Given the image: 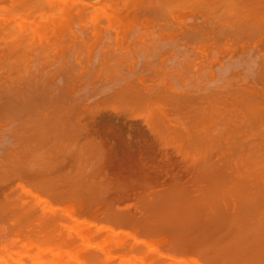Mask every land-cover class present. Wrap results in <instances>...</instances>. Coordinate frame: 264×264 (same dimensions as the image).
<instances>
[{
	"label": "rangeland",
	"instance_id": "374dc122",
	"mask_svg": "<svg viewBox=\"0 0 264 264\" xmlns=\"http://www.w3.org/2000/svg\"><path fill=\"white\" fill-rule=\"evenodd\" d=\"M10 1H13V0H0V91H1V93H0V112H1L0 118L3 116L6 117V118L0 119V165H2V166H0V175H1L0 178L1 179L4 178L3 181L0 179V200L3 203L4 202L7 203V201L11 202V200H13V202L15 200H18V201L14 202L13 204H6L5 205V203H4L3 205H0V207H2V206H3V208L8 207V209L10 207H13L14 209L16 208L17 210H20L19 211V213H20L21 211L27 210L26 208L29 207L30 204L34 203V204H36V205H34V207H32L33 208L32 209L33 214L36 210L34 217H36V213H40V216H41V215H44L46 213L45 211H48L51 214L50 217H49V214L45 215L46 217H49L48 219H50V220H51V218L55 219L54 217H56V218L60 217L61 218V216L63 218L65 217L64 220L67 218L66 219L67 222H70V223H67L66 220L65 221L62 220L61 222H65V224H67V226H68V224H71V223L76 224V221L74 220V216H76L75 218L77 220H79L80 222L75 227L77 228V226L81 225L82 230H84V231H86V229L88 228L90 236H89L88 231H86L87 232L86 233L87 238L85 239V241L83 239V242H86V243L88 241H89V243L92 242L90 244L87 243L91 246H89L87 244H82L83 243L82 239H81V242H79L80 238L79 237L76 238L75 233H71L72 231L70 229H72V228H70V229L67 228V229H69V230H67L66 228H64L65 225L63 226L64 223L58 222V227H60V228L63 227L65 230L63 232V233H65L63 235L64 237H62L63 233L62 234L60 233L61 234L60 236L63 239L66 238L65 239L66 241H67V239H72V241L69 240V242H72L73 244L75 242V244L77 243L79 246L81 245L79 249H78V247H79L78 245H77V248L74 246L75 244L73 246L76 249H78L77 251L80 250L79 253L82 257L85 255L83 257L84 259H85V257H87L86 254L88 253V257H91V258L87 257L88 260H92L93 257H96L98 255H100L101 257L102 256L104 257V255L107 254V255H110V257H111V258L109 257V263L108 264H111L110 261L112 262V260H113V262H112L113 264H126L122 260L123 257L125 256L124 253H125L126 248H127L126 251H129L130 249L131 250L133 249V247H134L133 245L139 244L138 246L136 245L137 247L136 246L134 247V249L136 248L138 250L139 249L141 250V251L137 250L138 252H146L147 251V254L150 253V255H151L152 252L155 253V250H156L160 253H163L166 255L168 254L170 256H172L174 254V256H172V257H175L176 255L180 254L179 256L183 255L184 260H187V258L189 259L188 256L191 257V255H192L195 257L196 261L199 258L198 262H200L201 264H204V263L205 264L206 263L207 264H209V263L210 264H222L223 259H225L227 262L231 261L234 264H243L242 261L245 263V261L247 262L248 258L249 259L251 258L250 260H252L250 262H247L248 264L260 263L258 260H257V262H255L256 259H254V257L256 258L258 255H260L259 252L260 253L262 252V251H259L262 248V247L259 248V244H262V242H264V240H262V241L258 240L261 243H258L256 241L251 242L252 238L254 237V236L251 237L252 236L251 234H253L254 231L252 229V232L249 234V232H245V230L249 231L251 226H252V228H254L253 225L257 229V227L259 226V225L257 226V221H258V219H260L262 217V215H264V211H263V209H264V199L263 198L264 197L262 198L260 196L264 193V186L263 187L261 186L262 184H264V182H263L264 180H262L263 183H261V179L256 177V175L254 173H256L258 175L257 171L253 172L254 175H252V173H251L252 170L249 168H247V170L244 169V171H243L242 168L245 167V165H243L245 163V160L243 158H242L243 160H241L240 158L242 157L241 154L245 155V153H243L242 151H239L238 152L239 154L237 155L236 151L239 147H240L239 148V150H240L241 145H243V143L246 144V142L248 140H250V143L248 141L247 145H250V144L254 145L253 142L255 143L257 140L259 141V139H261V141L264 142V139H263L264 138V133H263L264 132V123H263L264 117L262 119L263 121L260 120L261 117H258L264 111V108H262V106L259 105V104L264 105V103H262V102L259 103V101L264 100V79H263L264 76L261 75L259 77L258 75H256L254 73V72L258 71L257 69H259L260 63H258V62H260L261 60L264 59V57H263L264 56V0H257V1L252 0L251 2H248L249 0H243V1H247V2H243L241 0H239L240 2L238 0H224V1L221 0V2H219V1L214 0L215 4L217 2V4L215 6L212 3L213 0L212 1L211 0H205V1L199 0L200 2L201 1L205 2L206 5H207V3L208 4L210 3L211 5L213 4L212 8H214L215 10H213L211 8V5H209L207 9L205 8L207 6L202 7L204 5V3L202 6H199L201 4L200 3L198 4L197 0H190V2L193 1V3H192L193 5H190L191 3L189 4L186 2V0H183V3H185V2L187 3V4L186 3L183 4L184 7L182 6V4H179V3L178 4L182 7H180V6L175 7L177 5V1H176V5L174 4L175 0H172L174 3L171 0H169V1L164 0L166 2V4L163 0H101L102 2L100 1V3L96 0H94V1L93 0H83L84 3H86V6L82 0H74V1L73 0H70V1L69 0H65V1L63 0L64 3H62V0H56V1L51 0V2L54 1L53 5L51 4V2L49 3L50 0L46 1V2H48L47 4L44 2V0H42L43 2H41L39 5H30V7H29V5H27L29 9H31V6L34 7L33 11H32V9L31 10L26 9L25 7H23L25 10L24 9L22 10V5L26 6V4L25 5L20 4L21 2L19 3L18 0L17 1L14 0L13 1L14 4H13V2L11 3ZM87 1L91 2L92 6L94 5V7L96 5H99L102 3V5H99L101 7L100 8L101 10L97 6H96L97 10H95L94 7H92L89 3H87ZM103 1H105V2H103ZM158 1L160 2V4L158 3ZM233 1H234L235 5H237L236 6L237 9H236V7H233L234 5L232 6L233 8L231 7V3ZM92 2H95V3H92ZM168 2L169 3L171 2L173 5L167 4ZM178 2H182V0H178ZM222 2L223 3L229 2L228 6L226 5L224 7L225 3L223 4ZM241 2H243V3L240 4ZM55 3H56V7H60V9L55 7V5H54ZM194 3H195V5H194ZM245 3L247 6H245ZM8 4L9 5L13 4V5L9 6ZM18 4H20V5H18ZM60 4H62V5L60 6ZM196 4L200 8L197 7ZM221 4L223 7L220 6ZM161 5L164 6L163 7L164 11L162 10ZM41 6H43V7L41 8ZM62 6H64L63 9H62ZM218 6H220V7H218ZM230 7L232 8V10ZM253 7L255 8V10L257 9V12L254 11ZM165 8H168V10ZM240 8L241 9L244 8L243 11L238 10ZM258 8H260V9H258ZM26 10H28V12ZM55 10H57V11H55ZM252 10L254 13L251 12ZM261 11H262V13H261ZM26 12H27V14H26ZM236 12L238 15H236L235 19L236 20L240 19L239 17L241 16L240 22H243V21L245 22V20H247L245 22L246 25L244 24V22H243V24L240 23L239 20H237V24H233L234 23L233 22L234 16H235ZM241 12H242V14H241ZM258 12H260L261 14ZM223 13H226V14H223ZM251 13H252V15H250ZM257 13H258V15H257ZM66 14H68V16L72 15L69 18L67 17L69 20H67ZM165 14H166V16H165ZM230 14H232V15H230ZM225 15H228L229 17L225 16ZM243 15H244V17H243ZM249 15H250V17L254 16L253 20L255 17L258 18L257 19L258 21L257 20L253 21L249 17ZM7 16H8V18H6ZM225 17H226V19H225ZM227 17L231 18V20L228 19ZM248 17H249L250 21L253 23H251V24L247 23V22H250L248 20ZM20 18H21V21L19 20ZM71 18L73 20H71ZM245 18H247V19H245ZM64 19H66V20H64ZM165 19H166V21H165ZM84 20H86V21H84ZM6 21H7V23L9 22L10 24L9 23L7 24ZM16 21H18L17 24L14 23ZM64 21H67V22L64 23ZM230 22H232V23H230ZM36 23H37V27H36ZM4 24H7L8 26H5ZM33 24H34V26H33ZM232 24H233V26L230 27V25H232ZM247 24L248 25L250 24V25L248 26ZM256 24H257V26H256ZM238 25H240L241 27L239 26L237 28ZM251 25H253V26H251ZM224 26H228L230 29L228 27H224ZM86 27H88V28L86 29ZM71 28L73 30H71ZM248 28L249 29L252 28V29H250V32H247V31H249ZM255 28L257 30H255ZM58 29H60L59 32H58ZM83 29H84V31H83ZM236 29L237 30L239 29V31H241V32L236 31ZM63 30H65V31H63ZM242 30H245V31L242 32ZM39 31H43V33L46 35L43 34V36L40 37L42 35V33ZM189 31H191V32H189ZM14 32H15V34H18V35H15ZM24 32L26 34L23 35ZM82 32H84V33H82ZM97 32L99 33V35L98 34L96 35ZM31 34H32V36H31ZM39 34H40V36H39ZM190 35H191V37L192 36L194 37V40L190 37ZM24 36H25V38H24ZM38 36H39V38H38ZM95 36H97V38H95ZM89 37H91L92 39L94 37L93 40L95 42L92 41L91 38H89ZM21 39L23 41H21ZM85 39H86V41H85ZM165 41H167V42H165ZM91 43L93 44L92 46L90 45ZM109 50L111 51V53ZM23 51H25L27 53L26 54L24 52L25 55H27L26 57L24 55V57H25L24 60L22 58L23 57ZM18 54H19V56H18ZM20 55H22L21 58H20ZM105 57H106V59H105ZM69 61L72 63H69ZM66 62L69 65L68 66L66 64V66H68L69 68L66 67L65 65H63V63L65 64ZM102 62H105L107 64L104 65L105 63L102 64ZM108 65H110V66H108ZM103 66H106L107 70L105 69V67L103 68ZM28 67H29V70H28ZM65 67L68 68V71H66ZM75 67H77V69ZM18 68H20V69H18ZM30 69H31V71H30ZM63 69H65V70H63ZM65 72H68V74L67 73L66 74H67V76H70V78H71V79L69 78V80H68L69 83L67 81L68 77H66ZM258 72H256V73L260 74ZM25 73L27 75H29L27 80H25L27 78L26 77L27 75H25ZM22 75H23V77L25 76V79H23V77H21ZM30 75L31 76L34 75V76L31 77ZM38 75H40V76H38ZM62 75H64L65 77ZM16 76H18L19 79H17ZM42 76H43V78H42ZM16 80L23 82V83L17 82ZM24 80L27 82H25ZM48 80L50 81L49 84L47 83ZM254 80H256V81H254ZM29 81H31V82H29ZM133 81H134V83H133ZM257 81H259V82H257ZM65 82L68 83L69 85H67ZM127 83H129V85ZM66 85H67V88H69V89L65 88ZM130 85H132V86H130ZM133 85H135V86H133ZM54 86L56 88H54ZM28 87L31 88V89L29 88L31 91L28 89ZM234 87H235V89H233ZM10 88H12L14 90H12ZM51 88H53V89H51ZM53 90H54V92H52ZM67 90H69V91H67ZM232 90H235V91H233V93H235V94L230 92ZM243 90H244V92H243ZM2 91H3V93H2ZM10 91H11V93H15V91H16V93L18 92V95H21L19 93L20 91H22V92L24 91L23 95L25 97L20 96V99L24 100L22 102H25V106H24V103H22V102L20 103L17 100H14V101H17V102H14L13 98L16 97L15 99H17L18 95L15 96V94H16L15 93V94H12V96L14 95V97H12ZM27 91L31 92V94H29ZM239 91H240V93L242 92L241 94L246 93L245 91H247V93L245 95H247L248 92L250 91L249 92L250 94H248V95L254 96V98H252L253 96L251 97L255 101L254 106L255 107L257 106L256 108H254V109H256L254 112L256 113V111H257V113H259V115L252 116L254 121H256L255 123H253V125H250L249 120L247 119V117H244V114L241 115V113H243V111H242L243 107L240 104L241 102L239 101V99L234 98V100L233 99L229 100V99L233 98L236 94H238ZM25 92H27V94L30 95L31 99L33 98V97H31L32 94H33L32 96H34L36 94L35 96L38 99V101L40 98H42L40 101H42L44 99L43 102H45V103L42 102L41 103L42 105L39 103V105H41V106L40 107L38 106L39 108H42V109H39L37 107L38 102H37V99L36 100L34 99L35 97L33 98L32 103L34 104V102L36 101L37 103H35V104H37V105L35 106V104H34V107H33L31 102H29V103H31V104H29L28 99H30V98H28L29 96L27 97ZM43 93L46 95H44ZM48 93H49V95H47ZM210 93H211V95H210ZM226 93H228V95ZM240 93L236 96L241 97ZM6 94H7V96H6ZM53 94H54V97H52ZM207 94H209V95H207ZM230 94H232L234 96H232V95L229 96ZM120 95H121V97H120ZM123 95H124V97H123ZM179 95H180V97H179ZM59 96L61 98H58ZM164 96H165V98H164ZM169 96L174 97V98H172L173 101H172L171 97H169ZM250 96H248V97H250ZM63 97H65V99ZM210 97H211V99H210ZM213 97H214V100H215V98H219L218 100H220L221 102H219L217 100L216 103H214V101L212 99ZM243 97H244V95L242 96V98ZM25 98H26V100H25ZM48 98H49V100L51 99V101H49ZM31 99H30V101H31ZM45 99H46V101H45ZM60 99L62 100V102L64 100L65 103L62 105L60 103H58V101L60 102ZM149 99H151V100H149ZM9 100H11V102H8ZM55 100L57 101V103L55 105H53V102ZM211 100H212V103L210 104ZM228 100L231 101V103L234 101L236 103L237 107L234 105L235 104L234 102H233L234 104L233 103L231 104ZM256 100H257V104L259 103L258 105L255 104ZM237 101H238V103H237ZM12 102H14V103H12ZM46 102L47 103L50 102V104H49L50 106L47 105ZM180 102H181V104L185 103V105L182 104V106H186L187 105L186 103H188L187 106L189 108V111H188L187 106L184 107V109H187V110L184 111L183 109H181L183 107L182 106L179 107ZM202 102H203V104H202ZM217 102L219 105L217 104ZM7 103H9V104H7ZM205 103H206V105H205ZM189 104H190V106H189ZM237 104L240 105V108L242 107V110L240 108L238 109L239 105H237ZM11 105H13V106H11ZM29 105H31V107H29L30 109L34 108V111L39 110L37 112L39 114H37L35 112L36 117L34 116V114H32V113H34L33 109H31L33 112H31L30 109H27V107ZM43 105H45V106H43ZM14 106H15V108H14ZM18 106H19V109L21 112L19 111V109H17ZM22 106H24V109L21 108ZM62 106H64V107H62ZM215 106H217V108H215V110H214ZM8 107H10V108H8ZM53 107L55 109H53ZM148 107H150V108H148ZM191 107H193V108H191ZM44 108H46V109H44ZM65 108H67V109L65 110ZM7 109H9V110H7ZM10 109L12 112L10 111ZM49 109L52 111H50ZM190 109H194V110L191 112ZM16 110H18V111L15 112ZM202 110L205 112H203ZM259 110H261V113ZM24 111L26 113H27V111H29L28 112L29 114L27 113L25 115ZM57 111L58 112L61 111V112L58 113ZM214 111L216 114L214 113ZM46 112H48L50 114L47 115L48 113L46 114ZM186 112H188V113H186ZM190 112H191V114L194 112L193 115H190ZM238 112H240V113H238ZM254 112L251 111V113H254ZM152 113H153V115H152ZM12 114L15 115V117H13ZM199 114H200V116H199ZM237 114L239 115V117ZM8 115H10V116H8ZM23 115H25L26 117ZM37 115H39L40 117H38ZM202 115L204 117H202ZM215 115L217 116L218 119L216 118ZM20 116H22L23 117L22 119H25V120L28 119L29 116L31 118H29V120H26V122H25V120H23V121L21 120V122L23 124L20 122V124L18 125V122H19L18 120L21 119ZM150 116H152V118ZM252 117H251V119H252ZM15 118H16V120H15ZM32 118H33V120H31V122H30V119H32ZM44 118H46V119H44ZM181 118H183V119H181ZM204 118H205L206 122H204L205 121ZM226 118H227V120H226ZM34 119H35V122H34ZM41 119L43 121H40ZM165 119H166V121H164ZM184 119H186V120H184ZM52 120H53V122H52ZM202 120H204V121H202ZM254 121H252V122H254ZM27 122L29 125H27ZM29 122L32 123V126L34 128H32V126ZM186 122H187V124H186ZM227 122L228 123L230 122V123L228 124ZM57 123H59V124H57ZM25 124H26V126H25ZM240 124H241V126H239ZM254 124L256 125V127ZM46 125H48V126H46ZM199 125H200V127H199ZM204 125H205V127H204ZM247 125L249 126V128H247ZM17 126H19V127H17ZM232 126H234V127H232ZM243 126H245L247 130H243ZM38 127H39V129H38ZM224 127H226V128H224ZM47 128H49V129H47ZM193 128H194V130H193ZM212 128H213V130H212ZM253 128H255V129L257 128L259 130V132H261V133H258L261 135L257 134L259 139L256 136V134H255L256 137L254 136V132L256 133V131ZM37 129H38V131H37ZM249 129L253 130L254 132H250ZM48 130H50V131H48ZM225 130H226V132H225ZM227 130H228V132H227ZM232 130H234V131H232ZM242 130H243V132H242ZM53 131H55V132H53ZM246 131L249 132V135H248V132H246ZM180 132H181V134H180ZM223 132H225V133H223ZM231 133H233V134H231ZM251 133H253V134H251ZM183 135H184V139L182 137ZM197 135H199V136H197ZM251 135H253L254 137ZM56 136H58V137H56ZM192 136H194V137H192ZM216 137L218 140L216 139ZM188 138H190L191 139L190 141H192V142H190ZM59 139H60V141H59ZM209 140H211L212 142L210 141V143H209ZM204 141H206V143H204ZM258 141H257V143L259 144L260 141L259 142ZM64 142H67V143H65L66 146L64 145ZM89 143H90V145H89ZM257 143L255 144V146L257 145ZM210 145H211V147H210ZM247 145H244V146L247 147ZM67 146H68V148H67ZM204 146H205V148H204ZM206 146H207V148H206ZM244 146H242V147L245 148ZM43 149H44L46 154L44 153ZM62 149H64V150H62ZM197 149L198 150L200 149V151H198ZM234 150H236V151H234ZM243 151H244V149H243ZM26 153H29V154H26ZM224 153H225V155H224ZM226 153H228V154L230 153V154L227 155ZM88 154H89V157H91V159L88 158ZM218 157H220V159L217 160ZM230 157H233V158L230 159V162H229L227 160H229ZM236 157L240 160H235ZM243 157L245 158V156H243ZM204 158H207L208 160L207 159L204 160ZM43 159H45V160H43ZM57 159L59 160V162H57ZM220 160H221V163H220ZM42 161H44V163ZM86 161H87V163H86ZM201 161H203V162H201ZM207 161L209 163H212V164L209 165V163ZM240 161L244 162V163H242V165L244 167H242ZM36 162H38V163H36ZM188 164H190V165H188ZM197 164H198V167L200 165L199 168L196 167ZM202 164H203V166H205V168L202 166ZM217 164H219V166H221L222 168L219 166L216 167ZM29 165H30V167H29ZM32 165L33 166L35 165L34 168ZM52 165H54V166H52ZM240 165H241V167H240ZM51 166H52V168H51ZM206 166H207V168H206ZM227 166L228 167L231 166V167L227 168ZM28 167H29V169H28ZM212 167H214V168H212ZM215 167L218 169L221 168V170H223L224 172L223 171L220 172V170L218 171V169H216ZM195 168L196 169L198 168L197 170H199V169H202V170L197 171V170H194ZM232 168L234 169V172L231 173V171H233ZM6 169H7V171H6ZM84 169H86V170H84ZM213 169H216V171ZM212 170L214 171L213 172L214 175L211 172ZM96 171H97V173H96ZM187 171H188V173H187ZM245 171H248V172L250 171L249 172L250 174L245 173ZM205 172H206V174H205ZM216 172H218V173L216 174ZM225 172L230 173L229 177H228V173H225ZM243 172H244V174H243ZM12 173H13V175H12ZM194 174H196V175H194ZM209 174H210V176L211 175L212 176L210 177ZM198 175L201 176L202 178L197 177ZM218 175H222V176L220 177ZM231 175L233 178L231 177ZM68 176H70V179ZM71 176H73V177H71ZM81 176H82V178H81ZM223 176L225 177L224 179H223ZM258 176H260V175H258ZM74 177H76V178L74 179ZM79 177H80V179H79ZM191 177H194V179L196 177V179L194 180ZM217 178L219 180L221 178L220 183H222L223 185L220 183L219 184L217 183L219 181ZM34 179H37L38 181L34 180ZM197 179L199 181H196ZM215 179L218 181H216ZM39 180H41V181L39 182ZM42 180H43V182H42ZM64 180H65V182H64ZM82 180L85 182H83ZM209 180L210 181L212 180V182H214V183H212V182L211 183L214 184L215 187H217V189H215V191H214V186L212 184H209V185H207V183L204 184L205 182H209ZM227 180L231 181V182H227ZM56 181L58 183H56ZM25 182H27V184ZM34 182H37V183L33 184ZM223 182H225V184H227V185L229 183L230 185H228V186L224 185ZM236 182H237V185L239 186V188L233 187V189H232L231 188L233 186L232 184L234 183V185H236ZM256 182H257V184H256ZM258 182H260L261 185ZM43 183L45 185H43ZM216 183L218 184L217 186H216ZM38 184L40 186L42 185V187H40ZM64 184L66 186H64ZM94 184H95V186H94ZM36 185H38L40 189L37 188L38 186H36ZM46 185L47 186L49 185V188ZM60 185H63V186H60ZM83 185L86 187V189H85V187L83 188ZM200 185L202 187H203V185H205V186L207 185V186H209V188L207 186H206L207 188H205V186H204V188H202V187H200ZM219 185H221V186L219 187ZM254 185H256V186H254ZM22 186L24 189L22 188ZM225 186H227V187H225ZM62 187H64V189ZM248 187L250 189H248ZM25 188L29 191L27 192V190H25ZM89 188H91V189H89ZM201 188L203 189V191H201ZM222 188L224 189L223 193L221 191ZM256 188L258 191L255 190ZM61 189H63V190H61ZM45 190H46V192H45ZM83 190H86V191H83ZM253 190H255V191H253ZM259 190H261V191H259ZM42 191L47 193V195H50L51 197H53V194H54L55 200H54V197L50 198V196L48 197L46 194H43ZM92 191H94V192H92ZM62 192H64V193H62ZM84 192H86V193H84ZM91 192H92V195H91ZM203 192H205V193H203ZM254 192L256 193V195ZM257 192H259V193L257 194ZM30 193H32L34 195H32ZM48 193H50V194H48ZM51 193H53V194H51ZM83 193L85 196H83ZM208 193H212V194L207 195ZM86 194L88 196H86ZM217 194H218V196H219L218 198L220 200L217 198ZM219 194H221V195H219ZM251 194H254V195L252 196ZM35 195L38 196L39 199H38V197L36 198ZM203 195L205 196V198ZM196 196L199 198H197ZM222 196H223V198H222ZM225 196H227L228 198ZM209 197H210V200H207V199H209ZM211 197H212V200H211ZM234 197H237V199ZM255 197H257V198H255ZM19 198H20V200H19ZM41 198H43V199L40 200ZM44 198H45V200H47V202H49L50 208L45 204L46 201L44 200ZM83 199L85 200L86 203L82 202ZM215 199H217V200H215ZM222 199H224L225 201ZM255 199L256 200H263V203L260 204L261 203L260 201H259L260 203L255 201L256 202V205H255V203L253 202ZM53 200L57 202L58 206L56 205V202H54ZM191 200H192V202H191ZM234 201H235V204H234ZM105 202H106V204L108 203V206L105 204ZM237 203H238V205H237ZM53 204L55 207L53 206ZM176 204H178L179 206ZM174 205H175V207L176 206L177 207L175 208ZM196 205H197V207H196ZM228 205L230 206V208ZM77 206H78V209H77ZM191 206H192V208H191ZM237 206L240 209L239 208L237 209ZM35 207H36V209L34 210ZM52 207H54V208H52ZM71 207H72L73 213H71L70 210H68L69 212L67 211V209L71 208ZM169 207H171V208H169ZM195 207H196V209H195ZM182 208L186 209V210H182ZM61 209L63 210V212ZM76 209L78 210V212L75 211ZM194 209H195V211H193ZM3 210L4 209H1L0 211L3 212ZM42 210H44V211H42ZM177 210H179V211H177ZM9 211H11V210H9ZM9 211L7 210V212H9ZM110 211H111V213H110ZM118 211H120L121 214H118L119 213ZM182 211H183L184 216H185V218L183 217V220H186V219L187 220L190 219V220H188V221L186 220V222L182 220V218H181L182 217L181 214L183 215ZM187 211L190 212L191 214L187 213ZM107 212L109 215L107 214ZM195 212L198 214H196ZM235 212H236V214H235ZM243 212H244V214H241ZM9 213H11V212H9ZM14 213H16V212H14ZM17 213H18V211H17ZM21 213L23 215L22 218H24L26 216V214L24 215L23 212H21ZM21 213L19 215H21ZM68 213H70L71 216L73 215L72 216L73 218L72 217L70 218ZM76 213H77V215H75ZM113 213H114V215H113ZM122 213H123V215H122ZM177 213H178V215H177ZM239 213L243 217L241 215L238 216ZM2 214H0V216H2ZM29 214L32 215L31 212ZM186 214H188V216H187L188 218L186 217ZM192 214H194V216H195V214L198 215V218L197 217L194 218L195 220H197L196 222L194 221V219L193 220L191 219L194 217ZM231 214H235L233 216L237 215L236 217H234L237 219L230 218V216H228V215H231ZM103 215L105 217H103ZM189 215H192L193 217L192 216L190 217ZM199 215H200V217H199ZM5 216H6V214L4 213L2 218H0V222H3L2 225L4 224L3 226L0 227V233L2 234L3 231L7 228L12 230V232L14 233L13 236L15 238L13 236H12L13 239L10 238L12 233L9 235L6 233L7 237H9L12 240V242L16 241V240L18 241V239L20 240L21 237L22 238L24 237L23 239L21 238V240L23 242L25 241L24 239H26V240L29 239L27 242H30V240H31L30 238H32V237L29 236V232L32 233V231H33V239H34L35 238L34 234L36 235V233H37V231L35 233L34 230H38V234L44 235V233H46L48 231V229L51 231V229L49 228L50 224L51 225L53 223L55 224V222L58 221V219L57 220L55 219L56 221L54 220L51 222H49L50 220H48V222L50 224L47 222L49 224V226L46 229V232H43V231H39V230L44 229L41 227L39 228V226H41L40 224H43V223H41L40 221H37L36 218L34 219L35 220L34 221L30 217V219H32L31 223L34 222L35 224L37 223L39 225L36 224L37 226L34 225V227H30L29 225L23 226V230L25 229L26 231H27V229L30 228L28 230L29 232L27 231L28 233H25V230L23 232V231H21V229L18 231H15V229L17 227L20 228V226L25 225V223L29 224L30 223L28 221L29 218L28 219L26 218L25 220L23 219L25 223H23V221H21L20 222L21 224L18 221H16V223L18 222V224H19L18 225V224L14 223L15 220L13 221L14 217L13 218L11 217L12 219H7L8 217H10V214L7 215L8 217H5ZM101 216H102L103 220L101 219ZM111 216L113 219L112 221L110 220ZM233 216L231 215V217H233ZM96 217H97V219H98V217H100L99 218L100 220L98 219V222H97ZM106 217L109 220L106 219ZM122 217H123V219H122ZM176 217L178 219H176ZM245 217H250V218L245 219ZM60 218H59V220H61ZM92 218H95V219H92ZM116 218L117 219L121 218V219L119 221H115L114 223L116 224V226H114L113 221ZM224 218L228 219V220H225ZM238 218H241V219H239V221H238ZM263 218H264V216H263ZM128 219H130V220H128ZM216 219H218V221ZM222 219H224L225 221H222ZM242 219H244V220H242ZM2 220H5V221H2ZM16 220H18V217ZM39 220H41V219H39ZM94 220H95V222H94ZM181 220H182V222H181ZM229 220H231L232 222H236V221H238V222H236L237 223L236 224V223L230 222ZM233 220H236V221H233ZM241 220H242V222H241ZM90 221H91V223L93 221L94 224H91ZM179 221H180V223H179ZM216 221L219 222V225H216V224H218ZM221 221L224 223H222ZM247 221H249L250 223L253 222V224H250V228H248L249 226H244V225L249 224ZM88 222H89V225L87 224ZM96 222L99 225H105L106 224V226L113 228V229L110 231L105 226L104 229L102 227V231H101V227L98 226V228H100V229H98V231H96V228L98 225ZM100 222H102V223H100ZM190 222H192L191 224L196 223V224H193V226H197L199 224L200 227L193 228V226L190 224ZM214 222H215V224H214L215 226L213 227ZM243 222H245L246 224L245 223H244V225L242 224L243 225L242 227L236 226V225H238V223L241 225V223H243ZM261 222L262 223H258V224H262V226L260 225L261 227L259 229H261V228L263 229V227H264V222L263 221H261ZM117 223H120V224L118 225ZM185 223H187V225H190L189 227L193 228V230L190 228H188V230H187L188 226L185 225ZM201 223H202V225H201ZM205 223H207V224H205ZM5 224H8V225L13 224L12 226H14V227H12V226L10 227L8 225L5 226ZM125 224H127V225H125ZM180 224H182L181 227L179 226ZM203 224H205V225H203ZM0 225H1V223H0ZM30 225H32V224H30ZM47 225L45 227H47ZM93 225H95L96 228ZM112 225H113V227H112ZM183 225H185V228ZM70 226L71 225H69L68 227H70ZM72 226H73V228H75L74 225H72ZM171 226H173L174 231L172 230ZM226 226L227 227L229 226V230H228V228L226 230L227 232H225ZM230 226H232V227H230ZM85 227H86V229H84ZM176 227H177V229H176ZM204 227H206V228H204ZM207 227H208V229H207ZM212 227H213V230H212ZM244 227H245V229H244ZM133 228L134 229L137 228V230L136 229L134 230ZM151 228H155V229H151ZM238 228H243V233H247L246 234L247 237L251 238L249 240V242H247V240H246L247 237H245L246 239L244 238L245 234H243L241 232L242 230L241 229L239 230ZM118 229H119V231H118ZM125 229H127V231ZM56 230H59V229L57 228ZM90 230H92V232L94 231V233L96 235L94 233H91ZM114 230H116L118 232L116 233V231H114ZM121 230L124 232H122ZM140 230H142L143 233L139 232ZM144 230H145V232H144ZM146 230L152 234L150 235ZM162 230H164V231H162ZM223 230H224V232H222ZM232 230H235V232L238 234H235V232ZM19 231H21V233L22 234L24 233L25 235L20 236ZM60 231L62 232L61 229H60ZM60 231H54V232H56L55 234L57 235V237L53 236V238L56 240L51 238V240L52 241L54 240L55 243L56 242L58 243V241L60 242L63 240L62 239V240L57 241L58 237H59V239H61L60 236H58V234H59L58 232H60ZM99 231H101V232H99ZM112 231H114V232H112ZM125 231L130 232V233H126L127 234L126 235ZM259 231L257 230V233ZM191 232L192 233L194 232V233L192 234ZM239 232H241V234H243L242 235L243 237L240 235V237H242L241 239L246 240V241H243V243H246V242L249 243V245L246 243L248 245L247 251L242 252L244 256H241L242 258L241 257L235 258L236 254L233 253L234 256H231V257L232 258L234 257L235 260H232L230 257H227L228 259L223 258V256H221V255L224 254L223 253L224 251H222L224 249V247L221 246L220 243H222V242H220L219 240L222 241V240L226 239L227 242L226 241L225 242L228 243V245L231 243L232 246L231 245H229V246L232 247V249H234L236 247L234 245H236V242H238L239 245H237L236 249L239 246V248L237 250H239L241 252V251H243L242 250V248H243L245 251V247L243 246L244 244H242V246H240L241 242L239 240H241V239L239 237V234H240ZM147 233H148V236L145 237V235H147ZM153 233H155L154 236H153ZM158 233H161V234L158 235ZM165 233H167V234H165ZM233 233L236 235L235 236L236 239H237V237H239L237 240L234 238ZM162 234H163V236H161ZM258 234L260 236L261 235L264 236L263 235L264 231L261 233H258ZM6 235H5V237H6ZM52 235H53V233H52ZM91 235H93L94 237L96 236V237L94 238ZM107 235H110L109 238L107 237ZM133 235H134L135 239L132 238ZM186 235L188 237H191V235H195V236L194 237L192 236L190 238L191 240L190 239L188 240V237ZM197 235H198V237H197ZM202 235L203 236L205 235V237H203ZM206 235L210 236V238ZM217 235H219V237H217ZM259 235H258V237H259ZM0 236H3V235H0ZM16 236H17V239H16ZM36 236H37L36 238L41 237V236L38 237V235H36ZM46 236H47V234H46ZM46 236H44V237H46ZM98 236H99V239L101 236V240H97ZM117 236L119 238L115 239V237H117ZM180 236H181V238H180ZM211 236H214V237L211 238ZM141 237H142V239H141ZM159 237H161V238L159 239ZM195 237L197 238V240L195 239ZM202 237L205 239H202ZM9 238H7V242L5 241L6 243H8ZM184 238H185V240H184ZM261 238L263 239L264 237H261ZM45 239H47V238H45ZM109 239H110V241H109ZM136 239H137V241H136ZM138 239H139V241H138ZM11 240H10V242H11ZM65 240H63V241L65 242ZM103 240H104V242H103ZM215 240H217L218 243L220 242L219 244L221 246V248L219 247L215 251H221V253H223L219 256V258L222 257L223 259L221 258L219 261L218 260L216 261L217 258H215L213 256L214 254H212L213 252L215 253V255L220 254L219 252H215L213 250V249H215V247L213 248V246H212V248H210L211 246L206 244V247H207V249H206L205 246H203V245H205V243H208L209 241H210V244L212 241H214V242H212L214 244ZM234 240H236V242ZM256 240H257V238H256ZM33 241H32V243H33ZM40 241H42V240H40ZM44 241L46 242V240H44ZM108 241L110 242V244L108 243ZM111 241H113V242H111ZM144 241L148 242V246L152 242L150 247L154 246L156 248L155 249H153V248L147 249L149 247H147V243ZM233 241L235 242V244L233 243ZM1 242L2 241L0 238V244L2 245L4 243V241L2 243ZM34 242H36V241H34ZM38 242H36V243L39 244ZM105 242L108 244H106ZM14 243L16 244L15 246H17V247L19 245L21 247H23L24 244H26V243H24L22 245V243L20 244V241L14 242ZM111 243H114V244L111 245ZM117 243H118V245H117ZM183 244H185V245H183ZM194 244H196L197 246ZM12 245H13V243H12ZM103 245L105 247H107L110 251L109 250L107 251L106 250L107 248L105 249V247ZM125 245H127V247ZM181 245H183V246H181ZM198 245H199V247L200 246L201 247L196 248V247H198ZM223 245H224V242H223ZM247 245H245V246H247ZM250 245H252V247L254 248V250L256 252L259 251L258 255H257V253H256V255H253L254 253L253 254L251 253L252 248L249 249ZM30 246L35 247L34 244L30 245ZM82 246H83V248H82ZM110 246H112V248ZM139 246L140 247L142 246V249H144V251ZM187 246L188 247L190 246V247L188 248ZM218 246H216V247H218ZM102 247L104 248L103 250H101ZM203 247L206 249V251H205V249H202ZM225 247H226V244H225ZM113 248L115 251L113 250ZM117 248H119V249L122 248L125 250L121 251ZM160 248L162 250H160ZM257 248L259 249L258 251H257ZM32 249H34V248H32ZM111 249H112V251H111ZM134 249L132 251L136 252V250L134 251ZM191 249H194V250H191ZM196 249H199V250L201 249V251L196 250ZM105 250L107 253L104 252ZM177 250H178V252L181 251L184 254L183 253L177 254ZM189 250L192 251V253L190 255H189V253H190ZM161 251H163V252H161ZM202 251H203V253H202ZM226 251L227 250H225V252ZM255 251H253V252H255ZM81 252H83L84 254L83 253L81 254ZM121 252H124V253H121ZM186 252H188V254ZM197 252H201V255L198 254ZM229 253H231V252H228V254ZM237 253H239V252H237ZM242 253H240V254L242 255ZM95 254H97V255L95 256ZM204 254H205V256H204ZM207 254H209V256ZM92 255H93V257H92ZM155 255L157 256V253H155ZM224 255L226 256V254H224ZM231 255H232V253H231ZM152 256H154V254H152L151 257ZM179 256H176V257H179ZM210 256H212L213 259ZM216 256H218V255H216ZM204 257H205V259H204ZM206 257L210 258V260H208ZM244 257H245V259H244ZM260 257L261 256H258V258H260ZM161 258L163 259L162 256L159 257V259H161ZM179 258H182V257H179ZM159 259L157 258L156 261L157 262L159 261V263H160ZM162 259H161V262L164 261ZM262 259H263V256H262ZM153 260H154V258H153ZM153 260H152V264H153ZM199 260H201V261H199ZM212 260H213V262H211ZM214 260L216 261L215 263H214ZM156 261L154 263H156ZM206 261H209V263ZM189 262L191 263V260H189ZM252 262H254V263H252ZM159 263H156V264H159ZM229 263H226V264H229Z\"/></svg>",
	"mask_w": 264,
	"mask_h": 264
},
{
	"label": "bare ground",
	"instance_id": "6f19581e",
	"mask_svg": "<svg viewBox=\"0 0 264 264\" xmlns=\"http://www.w3.org/2000/svg\"><path fill=\"white\" fill-rule=\"evenodd\" d=\"M13 1H14V0H13ZM13 1H10V2L12 3ZM16 1H17V0H16ZM46 1H47V0H44V2L47 4L48 2H46ZM48 1H49V0H48ZM55 1H56V0H55ZM64 1H65V0H64ZM69 1H70V0H69ZM73 1H74V0H73ZM82 1H83V0H82ZM93 1H94V0H93ZM96 1H98V2L100 3L101 0H96ZM163 1H164V0H163ZM166 1H167V0H166ZM168 1H169V0H168ZM171 1H172V0H171ZM176 1H177V5H176ZM197 1H198V4H199V3L201 4V5H199V6H202L203 3H204V5H203L202 7L207 6V7H205L206 9L208 8L209 5H211L210 3H209V4L207 3V5H206L205 2H202V1H201V2H202V3H201L199 0H197ZM197 1H196V2H197ZM204 1H205V0H204ZM211 1H212V0H211ZM216 1L221 2V0H216ZM222 1H224V0H222ZM238 1H239V0H238ZM241 1H243V0H241ZM251 1H252V0H249L248 2H251ZM256 1H257V0H256ZM18 2H19V3L21 2L20 4H24V5L26 4V6H23V5H22V10L24 9L23 7H25L26 9H28V10H31V9H32V11H33V8H34V7L31 6V9H29L27 5H29V7H30V5H39V4H40L41 2H43V1H42V0H18ZM50 2H51V0L49 1V3H50ZM53 2H54V1H53ZM53 2H51L52 5H53ZM58 2H59V1H58ZM101 2H102V1H101ZM103 2H105V1H103ZM164 2H165V1H164ZM164 2H163V3H164ZM172 2H173V1H172ZM186 2L189 3V4L191 3L190 5H193V4H192L193 1L190 2V0H189V1L186 0ZM186 2H185V3H186ZM209 2H210V1H209ZM239 2H240V1H239ZM243 2H247V1H243ZM243 2H241L240 4H242ZM254 2H255V1H254ZM16 3H17V2H16ZM60 3H61V2H60ZM62 3H64L63 0H62ZM83 3H84V1H83ZM87 3H89V4L92 6L91 2L87 1ZM92 3H95V2H92ZM158 3L160 4L159 1H158ZM161 3H162V2H161ZM173 3H174V2H173ZM178 3H179V4H182V6L184 7L183 4H185V3H183V0H182V2H178V0H175V3H174V4L176 5L175 7L180 6ZM187 3H186V4H187ZM212 3L214 4V6L217 4V2H216V4H215L214 0L212 1ZM222 3H223V2H222ZM224 3H225V5H224V7H225L226 5L228 6V3H229V2H228V3H227V2H224ZM224 3H223V4H224ZM13 4H14V2H13ZM13 4H10V5H13ZM20 4H18V5H20ZM84 4H85V6H86V3H84ZM96 4H97V3H96ZM165 4H166V2H165ZM167 4L170 5V4H172V3H171V2H170V3L168 2ZM213 4H212V5H213ZM219 4H220V3H219ZM251 4H252V3H251ZM8 5H9V4H8ZM10 5H9V6H10ZM41 5H42V4H41ZM43 5H44V4H43ZM54 5H55V7H56V3H55ZM58 5H59V4H58ZM61 5H62V4H60V6H61ZM99 5H102V3L99 4ZM99 5H96V6L100 9L101 7H100ZM172 5H173V4H172ZM194 5H195V3H194ZM196 5H197V4H196ZM212 5H211V8H212ZM233 5H234V6H233ZM257 5H258V4H257ZM45 6H46V5H45ZM45 6H44V7H45ZM96 6L94 7V5H93L92 7H94V9L97 10V9H96V8H97ZM103 6H104V5H103ZM105 6H106V5H105ZM166 6H167V5H166ZM166 6H165V7H166ZM182 6H180V7H182ZM199 6L197 5V7H199ZM214 6H213V7H214ZM220 6L223 7L222 4H221ZM220 6H218V7H220ZM232 6H233V7H236V6H237V5H235L234 1L231 3V7H232ZM240 6H241V5H240ZM245 6H247L246 3H245ZM248 6H249V5H248ZM254 6H255V5H254ZM18 7H19V6H18ZM42 7H43V6H41V8H42ZM55 7H54V8H55ZM63 7H64V6H62V9H63ZM65 7H66V6H65ZM161 7H162V10H163V7H164V6L161 5ZM218 7H217V8H218ZM231 7H230V8H231ZM233 7H232V8H233ZM251 7H252V6H251ZM259 7H260V6H259ZM20 8H21V7H20ZM56 8L60 9V7H56ZM56 8H55V9H56ZM66 8H67V7H66ZM90 8H91V7H90ZM102 8H103V7H102ZM199 8H200V7H199ZM232 8H231V10H232ZM256 8H257V7H256ZM18 9H19V8H18ZM165 9L168 10V8H165ZM212 9L215 10L214 8H212ZM221 9H222V8H221ZM228 9H229V8H228ZM236 9H237V7H236ZM243 9H244V8H243ZM243 9L240 8V9H238V10H242V11H243ZM253 9H254V11L257 12V9L255 10L254 7H253ZM258 9H260V8H258ZM20 10H21V9H20ZM20 10H19V11H20ZM24 10H25V9H24ZM28 10H26V11L28 12ZM100 10H101V9H100ZM103 10H104V9H103ZM209 10H210V9H209ZM246 10H247V9H246ZM55 11H57V10H55ZM58 11H59V10H58ZM62 11H63V10H62ZM163 11H164V10H163ZM259 11H260V10H259ZM24 12H25V11H24ZM27 12H26V14H27ZM161 12H162V11H161ZM213 12H214V11H213ZM251 12H253V10H252ZM63 13H64V12H63ZM159 13H160V12H159ZM215 13H216V12H215ZM253 13H254V12H253ZM258 13H260V12H258ZM258 13H257V15H258ZM261 13H262V11H261ZM261 13H260V14H261ZM95 14H96V13H95ZM156 14H157V13H156ZM163 14H164V13H163ZM217 14H218V13H217ZM223 14H226V13H223ZM239 14H240V13H239ZM241 14H242V12H241ZM64 15H65V14H64ZM74 15H75V14H74ZM76 15H77V14H76ZM157 15H158V14H157ZM221 15H222V14H221ZM230 15H232V14H230ZM236 15H238L237 12H236V14H235V16H234V21H233L234 23H233V24H237V20H239V22L241 21V20H240V19H241V16L239 17L240 19H237V20L235 19V18H236ZM250 15H252V13H251ZM250 15H249V17H250ZM254 15H255V14H254ZM257 15H256V16H257ZM71 16H72V15H71ZM71 16H70V15L68 16V14H66V18H67V17L69 18V17H71ZM165 16H166V14H165ZM165 16H164V17H165ZM225 16H228V15H225ZM9 17H10V16H9ZM12 17H13V16H12ZM76 17H77V16H76ZM87 17H88V16H87ZM228 17H229V16H228ZM228 17H227V18H228ZM243 17H244V15H243ZM249 17H248V20L250 21ZM253 17H254V16H253ZM253 17H250V18L253 20ZM260 17H261V16H260ZM6 18H8V16H7ZM48 18H49V17H48ZM68 18H67V20H69ZM72 18H73V17H72ZM72 18H71V20H73ZM90 18H91V17H90ZM221 18H222V17H221ZM237 18H238V17H237ZM12 19H13V18H12ZM76 19H77V18H76ZM76 19H75V20H76ZM82 19H83V18H82ZM225 19H226V17H225ZM228 19L231 20V18H228ZM228 19H227V20H228ZM245 19H247V18H245ZM245 19H244V20H245ZM257 19H258V18H256V17L254 18V20H257ZM13 20H14V19H13ZM17 20H18V19H17ZM19 20L21 21V18H20ZM64 20H66V19H64ZM71 20H70V21H71ZM162 20H163V19H162ZM235 20H236V21H235ZM254 20H253V21H254ZM70 21H69V22H70ZM84 21H86V20H84ZM165 21H166V19H165ZM242 21H243V20H242ZM246 21H247V20H245V22H246ZM257 21H258V20H257ZM17 22H18V21L14 22V23L17 24ZM66 22H67V21H64V23H66ZM235 22H236V23H235ZM243 22H244V21H243ZM243 22H240V23L243 24ZM245 22H244V24H245ZM6 23H7V21H6ZM8 23H9V22H8ZM8 23H7V24H8ZM87 23H88V22H87ZM230 23H232V22H230ZM240 23H239V24H240ZM247 23H250V24H251V23H253V22L250 21V22H247ZM254 23H255V22H254ZM7 24H4V25H5V26H8ZM9 24H10V23H9ZM233 24L230 25V27H232ZM250 24H249V25H250ZM38 25H39V24H38ZM227 25H228V24H227ZM245 25H246V24H245ZM247 25H248V24H247ZM249 25H248V26H249ZM254 25H255V24H254ZM33 26H34V24H33ZM234 26H235V25H234ZM239 26H240V25H238L237 28H238ZM251 26H253V25H251ZM256 26H257V24H256ZM259 26H260V25H259ZM36 27H37V23H36ZM38 27H39V26H38ZM224 27H228V26H224ZM240 27H241V26H240ZM242 27H243V26H242ZM245 27H246V26H245ZM254 27H255V26H254ZM87 28H88V27H86V29H87ZM219 28H220V27H219ZM228 28H229V27H228ZM234 28H235V27H234ZM39 29H40V28H39ZM62 29H63V28H62ZM84 29H85V28H84ZM84 29H83V31H84ZM224 29H225V28H224ZM229 29H230V28H229ZM248 29H249V28H248ZM248 29H247V30H248ZM250 29H252V28H250ZM250 29H249V31H247V30H246V31H247V32H250ZM35 30H36V29H35ZM40 30H41V29H40ZM59 30H60V29H58V32H59ZM65 30H66V29H65ZM65 30H63V31H65ZM71 30H73V29L71 28ZM188 30H189V29H188ZM188 30H187V31H188ZM190 30H191V29H190ZM231 30H232V29H231ZM240 30H241V29H240ZM255 30H257V29L255 28ZM21 31H22V30H21ZM63 31H62V32H63ZM87 31H88V30H87ZM236 31L241 32V31H239V29H238V30L236 29ZM243 31H245V30H242V32H243ZM39 32L42 33L41 36H40V34H39V36L42 37L43 34H44L43 31H39ZM72 32H73V31H72ZM189 32H191V31H189ZM194 32H195V31H194ZM6 33H7V32H6ZM37 33H38V32H37ZM60 33H61V32H60ZM74 33H75V32H74ZM82 33H84V32H82ZM192 33H193V32H192ZM192 33H191V34H192ZM14 34H15V32H14ZM24 34H26V33L24 32L23 35H24ZM62 34H63V33H62ZM65 34H66V33H65ZM94 34H95V33H94ZM97 34L99 35L98 32L96 33V35H97ZM15 35H18V34H15ZM19 35H20V34H19ZM44 35H46V34H44ZM71 35H72V34H71ZM84 35H85V34H84ZM25 36H26V35H25ZM25 36H24V38H25ZM31 36H32V34H31ZM39 36H38V38H39ZM92 36H93V35H92ZM14 37H15V36H14ZM19 37H20V36H19ZM190 37H191V35H190ZM20 38H21V37H20ZM36 38H37V37H36ZM89 38H91V37H89ZM95 38H97V36H95ZM191 38L194 40V37H193V36H192ZM195 38H196V37H195ZM93 39H94V37H93ZM93 39L91 38L92 41H94ZM162 39H163V38H162ZM88 40H89V39H88ZM21 41H23V40L21 39ZM85 41H86V39H85ZM92 41H91V42H92ZM94 42H95V41H94ZM163 42H164V41H163ZM165 42H167V41H165ZM168 43H169V42H168ZM21 44H22V43H21ZM166 44H167V43H166ZM23 45H24V44H23ZM88 45H89V44H88ZM90 45L92 46L93 44L91 43ZM29 47H30V46H29ZM25 50H26V49H25ZM109 51H110V50H109ZM24 52H25V51H23V57H22V55H20V58L22 57L23 60H24V58L27 56V55H25L26 52H25V53H24ZM105 53H106V52H105ZM110 53H111V51H110ZM26 54H27V53H26ZM24 55H25V57H24ZM79 55H80V54H79ZM104 55H105V54H104ZM112 55H113V54H112ZM18 56H19V54H18ZM103 57H104V56H103ZM115 57H116V56H115ZM115 57H114V58H115ZM263 57H264V56H263ZM105 59H106V57H105ZM259 59H260V58H259ZM70 61H71V60H70ZM70 61H69V63H72V62H70ZM105 62H106V61H105ZM105 62H102V64L105 63ZM258 63H260L259 69H257L259 72H258V71H256V72H258V73H260V74H257L256 72H254V73H255L256 75H258L259 77H260L261 75L264 76V59L261 60V61L258 62ZM66 64H67V62H66L65 64L63 63V65H65V66H66ZM102 64H101V65H102ZM106 64H107V63H105L104 65H106ZM109 64H110V63H109ZM116 64H117V63H116ZM253 64H254V63H253ZM63 65H62V66H63ZM67 65H68V64H67ZM71 65H72V64H71ZM71 65H70V66H71ZM68 66H69V65H68ZM68 66H66V67H68ZM76 66H77V65H76ZM108 66H110V65H108ZM111 66H112V65H111ZM57 67H58V66H57ZM60 67H61V66H60ZM66 67H65V69H66V71H68V68H69V67H68V68H66ZM71 67H72V66H71ZM77 67H78V66H77ZM77 67H75V68L77 69ZM104 67H105V69H106V66H103V68H104ZM114 67H115V66H114ZM103 68H102V69H103ZM18 69H20V68H18ZM65 69H63V70H65ZM70 69H71V68H70ZM73 69H74V68H73ZM73 69H72V70H73ZM108 69H109V68H108ZM28 70H29V67H28ZM106 70H107V69H106ZM254 70H255V69H254ZM26 71H27V70H26ZM30 71H31V69H30ZM50 71H51V70H50ZM61 71H62V70H61ZM75 71H76V70H75ZM108 71H109V70H108ZM154 71H155V70H154ZM20 72H21V71H20ZM44 72H45V71H44ZM58 72H59V71H58ZM73 72H74V71H73ZM73 72H72V73H73ZM184 72H185V71H184ZM29 73H30V72H29ZM63 73H64V72H63ZM66 73L68 74V72H65L66 77H68V78H67V81H68L69 78H70V76H67ZM100 73H101V72H100ZM109 73H110V72H109ZM111 73H112V72H111ZM116 73H117V72H116ZM185 73H186V72H185ZM183 74H184V73H183ZM255 74H254V75H255ZM25 75H27V74L25 73ZM72 75H73V74H72ZM117 75H118V74H117ZM153 75H154V74H153ZM28 76H29V75L26 76V77H27L26 79H25V76L23 77V75H22L21 77H23V79L27 80V79H28ZM30 76H31V75H30ZM33 76H34V75H33ZM33 76H31V77H33ZM38 76H40V75H38ZM38 76H37V77H38ZM62 76H64V75H62ZM252 76H253V75H252ZM16 77H17V79H19L18 76H16ZM31 77H30V78H31ZM45 77H46V76H45ZM45 77H44V78H45ZM64 77H65V76H64ZM259 77H258V78H259ZM42 78H43V76H42ZM261 78H262V77H261ZM32 79H33V78H32ZM35 79H36V78H35ZM35 79H34V80H35ZM63 79H64V78H63ZM70 79H71V78H70ZM256 79H257V78H256ZM263 79H264V77H263ZM25 80H24V81H25ZM38 80H39V79H38ZM130 80H131V79H130ZM16 81H17V80H16ZM46 81H47V80H46ZM106 81H107V80H106ZM128 81H129V80H128ZM254 81H256V80H254ZM17 82H20V81H17ZM25 82H27V81H25ZM29 82H31V81H29ZM49 82H50V81L48 80L47 83L49 84ZM130 82H131V81H130ZM257 82H259V81H257ZM20 83H23V82H20ZM20 83H19V84H20ZM44 83H45V82H44ZM65 83H66V82H65ZM68 83H69V81H68ZM68 83H66V84L69 85ZM133 83H134V81H133ZM17 84H18V83H17ZM25 84H26V83H25ZM50 84H51V83H50ZM70 84H71V83H70ZM127 84L129 85V83H127ZM130 84H131V83H130ZM67 85L65 86V88H67ZM45 86H46V85H45ZM48 86H49V85H48ZM52 86H53V85H52ZM130 86H132V85H130ZM130 86H129V87H130ZM133 86H135V85H133ZM239 86H240V85H239ZM50 87H51V86H50ZM68 87H69V86H68ZM29 88H30V87H28V89H29ZM54 88H56V87L54 86ZM59 88H60V87H59ZM61 88H62V87H61ZM150 88H151V87H150ZM150 88H149V89H150ZM165 88H166V87H165ZM236 88H237V87H236ZM10 89H12V88H10ZM30 89H31V88H30ZM30 89H29V90H30ZM47 89H48V88H47ZM51 89H53V88H51ZM67 89H69V88H67ZM128 89H129V88H128ZM130 89H131V88H130ZM133 89H134V88H133ZM135 89H136V88H135ZM140 89H141V88H140ZM233 89H235V87H234ZM4 90H5V89H4ZM12 90H14V89H12ZM45 90H46V89H45ZM137 90H138V89H137ZM160 90H161V89H160ZM248 90H249V89H248ZM260 90H261V89H260ZM25 91H26V90H25ZM30 91H31V90H30ZM67 91H69V90H67ZM153 91H154V90H153ZM233 91H235V90H232V91H230V92L233 93ZM236 91H237V90H236ZM241 91H242V90H241ZM5 92H6V91H5ZM12 92H13V91H12ZM21 92H22V91L19 92L21 95H18V92L16 93V91H15V93H16V94H15V93H11V91H10L11 96H12V94H15V96L18 95L17 97L19 98V99H18V98L15 99V98H16V97H15V98H13V101H14V100H17V101L20 102V103H21L22 101H24V100H21V99H20V96L25 97V96L23 95V94H24V93H23L24 91H23L22 93H21ZM27 92H28V91H27ZM27 92H25V93H26L27 97L29 96L28 98H30V95H29V94H31V92H28L29 94H27ZM46 92H47V91H46ZM52 92H54V90H53ZM52 92H51V93H52ZM70 92H71V91H70ZM170 92H171V91H170ZM230 92H229V93H230ZM243 92H244V90H243ZM245 92L247 93V91H245ZM249 92H250V91H249ZM249 92H248V94H250ZM0 93H1V91H0ZM2 93H3V91H2ZM117 93H118V92H117ZM142 93H143V92H142ZM239 93H240V91L238 92V94H239ZM241 93H242V92H241ZM241 93H240L241 97H240V96H236V95H238V94H236L235 96L232 95V94H230L229 96L232 95V96H234V97L231 98V99H229V100H232V99L234 100V98L239 99V101L241 102V103H240V102H239V103H240V104L242 105V107H243V110H242V107L240 108V105L237 104V105H239L238 109L240 108V109L243 111V113H241V115L244 114V117H247V119L249 120L250 125H253V123H255L256 121H254V119H253L252 116H255V115L257 116V115H259V113H257V111H256V113L254 112V111L256 110V109H254V108L257 107V106H256V107L254 106V102H255V101H254V99H252V98H254V96L252 95V96H253V97H252V96H250V95L247 94L248 96H250V97H248L247 95H245L246 93H243V94H241ZM260 93H261V92H260ZM43 94H44V93H43ZM69 94H70V93H69ZM135 94H136V93H135ZM144 94H145V93H144ZM184 94H185V93H184ZM226 94L228 95V93H226ZM233 94H235V93H233ZM9 95H10V94H9ZM32 95H33V94H32ZM32 95H31V97H33V98L35 97L34 99L36 100V99H37L36 96H35L36 94H35L34 96H32ZM44 95H46V94H44ZM47 95H49V93H48ZM67 95H68V94H67ZM175 95H176V94H175ZM207 95H209V94H207ZM210 95H211V93H210ZM214 95H215V94H214ZM216 95H217V94H216ZM243 95H244V97L242 98ZM6 96H7V94H6ZM11 96H10V97H11ZM40 96H41V95H40ZM56 96H57V95H56ZM137 96H138V95H137ZM143 96H144V95H143ZM165 96H166V95H165ZM165 96H164V98H165ZM2 97H3V96H2ZM12 97H14V95H13ZM22 97H21V98H22ZM27 97H26V98H27ZM46 97H47V96H46ZM46 97H45V98H46ZM49 97H50V96H49ZM52 97H54V94H53ZM52 97H51V98H52ZM120 97H121V95H120ZM120 97H119V98H120ZM123 97H124V95H123ZM154 97H155V96H154ZM166 97H167V96H166ZM169 97H171V99L174 98V97H172V96H169ZM177 97H178V96H177ZM179 97H180V95H179ZM211 97H212V96H211ZM211 97H210V99H211ZM237 97H238V98H237ZM239 97H240V98H239ZM251 97H252V98H251ZM26 98H25V100H26ZM28 98H27V99H28ZM33 98H32V99L30 98L31 101H30V99H28V103H29V102L32 103V102H33ZM43 98H44V97H43ZM58 98H61V97L59 96ZM63 98L65 99V97H63ZM127 98H128V97H127ZM142 98H143V97H142ZM155 98H156V97H155ZM162 98H163V97H162ZM167 98H168V97H167ZM41 99H42V98H40L39 101H40ZM46 99H47V98H46ZM46 99H45V101H46ZM54 99H55V98H54ZM54 99H53V100H54ZM183 99H184V98H183ZM183 99H182V100H183ZM207 99H208V98H207ZM212 99H213L214 103H216V101H217L219 98H215V100H214V97H213ZM225 99H226V98H225ZM19 100H20V101H19ZM43 100H44V99H43ZM43 100L39 102L38 99H37L38 105L35 104V103H37V102L35 101V102H34L35 106L37 105V107H38V106L40 107V106L42 105L41 103L43 102ZM48 100H49V98H48ZM125 100H126V99H125ZM149 100H151V99H149ZM161 100H162V99H161ZM179 100H180V99H179ZM186 100H187V99H186ZM203 100H204V99H203ZM203 100H202V101H203ZM229 100H228V101H229ZM17 101H14V102H17ZM49 101H51V99H50ZM55 101H56V100H55ZM55 101L53 102V105H55V104L57 103V101H56V102H55ZM66 101H67V100H66ZM166 101H167V100H166ZM172 101H173V99H172ZM218 101L221 102L220 100H218ZM225 101H226V100H225ZM8 102H11V100H9ZM14 102H12V103H14ZM69 102H70V101H69ZM125 102H126V101H125ZM168 102H169V101H168ZM181 102H182V101H181ZM181 102H180L179 107H181L182 104L185 105V103H182V104H181ZM184 102H185V101H184ZM204 102H205V101H204ZM229 102L231 103V101H229ZM233 102H234V101H233ZM233 102H232V103H233ZM260 102L264 103V100H263V101H262V100L259 101V103H260ZM22 103H24V106H25V102H22ZM31 103H29V104H31ZM39 103H40L41 105H39ZM43 103H45V102H43ZM46 103H47V102H46ZM58 103H60V104L62 105V104L65 103V101L63 100V102H62V100L60 99V102L58 101ZM67 103H68V102H67ZM122 103H123V102H122ZM173 103H174V102H173ZM173 103H172V104H173ZM178 103H179V102H178ZM211 103H212V100L210 101V104H211ZM232 103H231V104H232ZM234 103H235V102H234ZM234 103H233V104H234ZM237 103H238V101H237ZM259 103H258V104H259ZM7 104H9V103H7ZM15 104H16V103H15ZM26 104H27V103H26ZM34 104L32 103V106H33V107H34ZM49 104H50V102L47 103V105H49ZM125 104H126V103H125ZM186 104L188 105V103H186ZM202 104H203V102H202ZM217 104H218V102H217ZM217 104H216V105H217ZM255 104L258 105V104H257V100H256V103H255ZM16 105H17V104H16ZM22 105H23V104H22ZM45 105H46V104H45ZM45 105H43V106H45ZM119 105H120V104H119ZM131 105H132V104H131ZM187 105H186V106H187ZM205 105H206V103H205ZM218 105H219V104H218ZM218 105H217V106H218ZM234 105L236 106V103H235ZM259 105H261L262 108H264V105H262V104H259ZM8 106H9V105H8ZM11 106H13V105H11ZM24 106H22L21 108L24 109ZM49 106H50V105H49ZM51 106H52V105H51ZM67 106H68V105H67ZM117 106H118V105H117ZM167 106H168V105H167ZM169 106H170V105H169ZM186 106H182L183 108H181V109H183L184 111L187 110V109H184V107H186ZM189 106H190V104H189ZM209 106H210V105H209ZM209 106H208V107H209ZM211 106H212V105H211ZM213 106H214V105H213ZM217 106L214 107V110H215V108H217ZM16 107H17V106H16ZM26 107H27V106H26ZM29 107H31V105H29V106L27 107V109H30ZM39 107H38V108H39ZM46 107H47V106H46ZM62 107H64V106H62ZM206 107H207V106H206ZM236 107H237V106H236ZM258 107H259V106H258ZM8 108H10V107H8ZM14 108H15V106H14ZM38 108H37V109H38ZM57 108H58V107H57ZM135 108H136V107H135ZM148 108H150V107H148ZM187 108H188V106H187ZM191 108H193V107H191ZM260 108H261V107H260ZM12 109H13V108H12ZM17 109H19V106H18ZM31 109H33V111H34V108H31ZM31 109H30V111L33 112ZM39 109H42V108H39ZM44 109H46V108H44ZM44 109H43V110H44ZM53 109H55V108L53 107ZM61 109H62V108H61ZM66 109H67V108H65V110H66ZM257 109H258V108H257ZM7 110H9V109H7ZM49 110H50V109H49ZM49 110H48V111H49ZM56 110H57V109H56ZM68 110H69V109H68ZM179 110H180V109H179ZM193 110H194V109H190L191 112H192ZM10 111H11V109H10ZM17 111H18V110H16L15 112H17ZM19 111H20V109H19ZM38 111H39V110H38ZM38 111H34V113H32V114H34V116L36 117V113H37ZM50 111H52V110H50ZM188 111H189V108H188ZM202 111H203V110H202ZM209 111H210V110H209ZM233 111H234V110H233ZM242 111H241V112H242ZM251 111H253L254 113H251ZM259 111H260V113H261V110H259ZM11 112H12V111H11ZM15 112H14V113H15ZM20 112H21V111H20ZM24 112H25V111H24ZM28 112H29V111H27V113H28ZM35 112H36V113H35ZM53 112H54V111H53ZM57 112H58V111H57ZM57 112H56V113H57ZM59 112H61V111H59ZM59 112H58V113H59ZM71 112H72V111H71ZM153 112H154V111H153ZM191 112H190V115H193L194 112H193L192 114H191ZM203 112H205V111H203ZM0 113H1V112H0ZM27 113L25 112V115H26ZM47 113H48V112H46V114H47ZM56 113H55V114H56ZM172 113H173V112H172ZM186 113H188V112H186ZM186 113H185V114H186ZM212 113H213V112H212ZM214 113H215V111H214ZM217 113H218V112H217ZM238 113H240V112H238ZM5 114H6V113H5ZM15 114H16V113H15ZM28 114H29V113H28ZM37 114H39V113H37ZM40 114H41V113H40ZM49 114H50V113H48L47 115H49ZM53 114H54V113H53ZM53 114H52V115H53ZM157 114H158V113H157ZM157 114H156V115H157ZM215 114H216V113H215ZM10 115H11V114H10ZM10 115H8V116H10ZM12 115H13V114H12ZM25 115H23V116H25ZM152 115H153V113H152ZM166 115H167V114H166ZM187 115H188V114H187ZM205 115H206V114H205ZM237 115H238V114H237ZM241 115H240V116H241ZM8 116H7V117H8ZM37 116L40 117L39 115H37ZM50 116H51V115H50ZM199 116H200V114H199ZM206 116H207V115H206ZM215 116H216V115H215ZM215 116H214V117H215ZM13 117H15V115H13ZM20 117H21V119L18 120V121H19V122H18V125L20 124L21 120H22V121L25 120V119H22V118H23L22 116H20ZM25 117H26V116H25ZM35 117H34V118H35ZM51 117H52V116H51ZM58 117H59V116H58ZM150 117L152 118V116H150ZM150 117H149V118H150ZM157 117H158V116H157ZM159 117H160V116H159ZM202 117H204V116L202 115ZM226 117H227V116H226ZM238 117H239V115H238ZM251 117H252V119H251ZM258 117H261L260 120H262L263 117H264V111H263ZM2 118H6V117L3 116V117H1L0 119H2ZM29 118H31V117L29 116ZM29 118L26 119V120H29ZM154 118H155V117H154ZM164 118H165V117H164ZM189 118H190V117H189ZM206 118H207V117H206ZM210 118H211V117H210ZM216 118H217V116H216ZM10 119H11V118H10ZM12 119H13V118H12ZM17 119H18V118H17ZM44 119H46V118H44ZM60 119H61V118H60ZM158 119H159V118H158ZM161 119H162V118H161ZM181 119H183V118H181ZM207 119H208V118H207ZM217 119H218V118H217ZM240 119H241V118H240ZM255 119H256V118H255ZM257 119H258V118H257ZM4 120H5V119H4ZM15 120H16V118H15ZM26 120H25V122H26ZM31 120H33V118L30 119V122H31ZM38 120H39V119H38ZM50 120H51V119H50ZM67 120H68V119H67ZM184 120H186V119H184ZM184 120H183V121H184ZM188 120H189V119H188ZM199 120H200V119H199ZM204 120H205V118H204ZM204 120H202V121H204ZM224 120H225V119H224ZM226 120H227V118H226ZM226 120H225V121H226ZM263 120H264V119H263ZM263 120H262V121H263ZM2 121H3V120H2ZM40 121H43V120L41 119ZM56 121H57V120H56ZM157 121H158V120H157ZM164 121H166V119H165ZM207 121H208V120H207ZM225 121H224V122H225ZM237 121H238V120H237ZM252 121H254V122H252ZM257 121H258V120H257ZM25 122H24V123H25ZM30 122H29V123H30ZM34 122H35V119H34ZM44 122H45V121H44ZM46 122H47V121H46ZM50 122H51V121H50ZM50 122H49V123H50ZM52 122H53V120H52ZM57 122H58V121H57ZM204 122H206V120H205ZM220 122H221V121H220ZM220 122H219V123H220ZM249 122H248V123H249ZM12 123H13V122H12ZM21 123H22V122H21ZM40 123H41V122H40ZM202 123H203V122H202ZM227 123H228V122H227ZM229 123H230V122H229ZM229 123H228V124H229ZM235 123H236V122H235ZM263 123H264V122H263ZM22 124H23V123H22ZM30 124H31V126H32V123H30ZM42 124H43V123H42ZM57 124H59V123H57ZM169 124H170V123H169ZM186 124H187V122H186ZM200 124H201V123H200ZM205 124H206V123H205ZM223 124H224V123H223ZM27 125H29L28 122H27ZM53 125H54V124H53ZM53 125H52V126H53ZM154 125H155V124H154ZM212 125H213V124H212ZM254 125H255V124H254ZM25 126H26V124H25ZM39 126H40V125H39ZM46 126H48V125H46ZM58 126H59V125H58ZM66 126H67V125H66ZM66 126H65V127H66ZM70 126H71V125H70ZM201 126H202V125H201ZM208 126H209V125H208ZM229 126H230V125H229ZM229 126H228V127H229ZM237 126H238V125H237ZM239 126H241V124H240ZM239 126H238V127H239ZM17 127H19V126H17ZM56 127H57V126H56ZM56 127H55V128H56ZM168 127H169V126H168ZM196 127H197V126H196ZM199 127H200V125H199ZM202 127H203V126H202ZM202 127H201V128H202ZM204 127H205V125H204ZM206 127H207V126H206ZM209 127H210V126H209ZM213 127H214V126H213ZM226 127H227V126H226ZM226 127H224V128H226ZM232 127H234V126H232ZM252 127H253V126H252ZM252 127H251V128H252ZM255 127H256V125H255ZM32 128H34V127L32 126ZM62 128H63V127H62ZM188 128H189V127H188ZM190 128H191V127H190ZM230 128H231V127H230ZM239 128H240V127H239ZM247 128H249L248 125H247ZM251 128H250V129H251ZM21 129H22V128H21ZM24 129H25V128H24ZM38 129H39V127H38ZM38 129H37V131H38ZM41 129H42V128H41ZM47 129H49V128H47ZM53 129H54V128H53ZM71 129H72V128H71ZM196 129H197V128H196ZM209 129H210V128H209ZM214 129H215V128H214ZM250 129H249V130H250ZM253 129H255V128H253ZM256 129H257V128H256ZM256 129H255L256 133H255L253 130H250V132H254V136H255V134H256V136H257L258 133H261V132H259L258 129H257V130H256ZM259 129H260V128H259ZM31 130H32V129H31ZM35 130H36V129H35ZM189 130H190V129H189ZM193 130H194V128H193ZM193 130H192V131H193ZM197 130H198V129H197ZM205 130H206V129H205ZM212 130H213V128H212ZM221 130H222V129H221ZM243 130H247L245 126H243ZM243 130H242V132H243ZM249 130H248V131H249ZM41 131H42V130H41ZM48 131H50V130H48ZM51 131H52V130H51ZM232 131H234V130H232ZM235 131H236V130H235ZM248 131H246V132H248ZM257 131H258V132H257ZM33 132H34V131H33ZM53 132H55V131H53ZM195 132H196V131H195ZM225 132H226V130H225ZM225 132H223V133H225ZM227 132H228V130H227ZM27 133H28V132H27ZM46 133H47V132H46ZM178 133H179V132H178ZM263 133H264V132H263ZM174 134H175V133H174ZM180 134H181V132H180ZM182 134H183V133H182ZM231 134H233V133H231ZM231 134H230V135H231ZM246 134H247V133H246ZM251 134H253V133H251ZM178 135H179V134H178ZM201 135H202V134H201ZM217 135H218V134H217ZM221 135H222V134H221ZM248 135H249V132H248ZM258 135H261V134H258ZM12 136H13V135H12ZM188 136H189V135H188ZM188 136H187V137H188ZM197 136H199V135H197ZM203 136H204V135H203ZM203 136H202V137H203ZM213 136H214V135H213ZM218 136H219V135H218ZM246 136H247V135H246ZM251 136H253V135H251ZM254 136H253V137H254ZM256 136H255V137H256ZM56 137H58V136H56ZM178 137H179V136H178ZM182 137H183V139H184V135H183ZM187 137H186V138H187ZM192 137H194V136H192ZM257 137H258V136H257ZM260 137H261V136H260ZM262 137H263V136H262ZM20 138H21V137H20ZM176 138H177V137H176ZM207 138H208V137H207ZM223 138H224V137H223ZM227 138H228V137H227ZM30 139H31V138H30ZM55 139H56V138H55ZM72 139H73V138H72ZM181 139H182V138H181ZM188 139H189V141L191 140L190 138H188ZM214 139H215V138H214ZM216 139H217V137H216ZM258 139H259V137H258ZM263 139H264V138H263ZM11 140H12V139H11ZM66 140H67V139H66ZM192 140H193V139H192ZM211 140H212V139H211ZM211 140H209V143H210ZM217 140H218V139H217ZM18 141H19V140H18ZM59 141H60V139H59ZM81 141H82V140H81ZM81 141H80V142H81ZM88 141H89V140H88ZM198 141H199V140H198ZM201 141H202V140H201ZM214 141H215V140H214ZM248 141H249V143H250V140H248ZM248 141H247V142H248ZM252 141H253V140H252ZM257 141H258V140H257ZM257 141H256L255 143L253 142L254 145H252V144L247 145V142H246V144L242 142L243 145H241V149L239 150V148H240V147H239V148L237 149V151H236V150H234V151L237 152V155L239 154V153H238L239 151H242L243 153H245V155H244V154H241L242 157L240 156V157H241V158H240L241 160H243V159L245 160V163H244L243 161H242V162L240 161L241 165H242V163H244L243 165H245V167L242 165V167H244V168H242L243 171H244V169L247 170V168L251 169V170H252V172H251L252 175L255 174L257 178H260V179H261V183H263L264 181L262 182V180H264V142L261 141V139H259L260 143L258 144ZM259 141H258V142H259ZM14 142H15V141H14ZM16 142H17V141H16ZM70 142H71V141H70ZM190 142H192V141H190ZM211 142H212V141H211ZM32 143H33V142H32ZM32 143H31V144H32ZM65 143H67V142H64V145H65ZM82 143H83V142H82ZM194 143H195V142H194ZM194 143H193V144H194ZM199 143H200V142H199ZM204 143H206V141H204ZM240 143H241V142H240ZM251 143H252V142H251ZM256 143H257V145L255 146ZM218 144H219V143H218ZM237 144H238V143H237ZM4 145H5V144H4ZM33 145H34V144H33ZM89 145H90V143H89ZM91 145H92V144H91ZM183 145H184V144H183ZM196 145H197V144H196ZM244 145H247V147H245ZM61 146H62V145H61ZM65 146H66V145H65ZM72 146H73V145H72ZM186 146H187V145H186ZM197 146H198V145H197ZM202 146H203V145H202ZM202 146H201V147H202ZM219 146H220V145H219ZM234 146H235V145H234ZM242 146H244L245 148H243ZM96 147H97V146H96ZM191 147H192V146H191ZM198 147H199V146H198ZM210 147H211V145H210ZM216 147H217V146H216ZM221 147H222V146H221ZM62 148H63V147H62ZM64 148H65V147H64ZM67 148H68V146H67ZM143 148H144V147H143ZM192 148H193V147H192ZM194 148H195V147H194ZM204 148H205V146H204ZM206 148H207V146H206ZM10 149H11V148H10ZM32 149H33V148H32ZM80 149H81V148H80ZM80 149H79V150H80ZM94 149H95V148H94ZM97 149H98V148H97ZM102 149H103V148H102ZM201 149H202V148H201ZM220 149H221V148H220ZM243 149H244V151H243ZM19 150H20V149H19ZM62 150H64V149H62ZM197 150H198V149H197ZM231 150H232V149H231ZM26 151H27V150H26ZM28 151H29V150H28ZM34 151H35V150H34ZM36 151H37V150H36ZM43 151H44V149H43ZM43 151H42V152H43ZM82 151H83V150H82ZM193 151H194V150H193ZM198 151H200V149H199ZM207 151H208V150H207ZM8 152H9V151H8ZM29 152H30V151H29ZM79 152H80V151H79ZM88 152H89V151H88ZM195 152H196V151H195ZM236 152H235V153H236ZM33 153H34V152H33ZM44 153H45V151H44ZM66 153H67V152H66ZM84 153H85V152H84ZM97 153H98V152H97ZM193 153H194V152H193ZM21 154H22V153H21ZM26 154H29V153H26ZM26 154H25V155H26ZM45 154H46V153H45ZM226 154L229 155L230 153H229V154L226 153ZM31 155H32V154H31ZM35 155H36V154H35ZM81 155H82V154H81ZM224 155H225V153H224ZM224 155H223V156H224ZM235 155H236V154H235ZM23 156H24V155H23ZM39 156H40V155H39ZM90 156H91V155H90ZM198 156H199V155H198ZM243 156H245V158H244ZM26 157H27V156H26ZM33 157H34V156H33ZM238 157H239V156H238ZM42 158H43V157H42ZM44 158H45V157H44ZM60 158H61V157H60ZM88 158L91 159V157H89V154H88ZM95 158H96V157H95ZM223 158H224V157H223ZM223 158H222V159H223ZM232 158H233V157H230L229 160H227V161L230 162V159H232ZM242 158H243V159H242ZM31 159H32V158H31ZM38 159H39V158H38ZM198 159H199V158H198ZM200 159H201V158H200ZM205 159H207V158H204V160H205ZM218 159H220V157H218L217 160H218ZM240 159H238L237 157L235 158V160H240ZM43 160H45V159H43ZM86 160H87V159H86ZM207 160H208V159H207ZM210 160H211V159H210ZM217 160H216V161H217ZM35 161H36V160H35ZM225 161H226V160H225ZM42 162L44 163V161H42ZM57 162H59L58 159H57ZM201 162H203V161H201ZM207 162H208V161H207ZM211 162H212V161H211ZM236 162H237V161H236ZM238 162H239V161H238ZM8 163H9V162H8ZM36 163H38V162H36ZM40 163H41V162H40ZM55 163H56V162H55ZM86 163H87V161H86ZM191 163H192V162H191ZM205 163H206V162H205ZM208 163H209V162H208ZM214 163H215V162H214ZM214 163H213V164H214ZM220 163H221V160H220ZM224 163H225V162H224ZM210 164H212V163H209V165H210ZM42 165H43V164H42ZM48 165H49V164H48ZM50 165H51V164H50ZM86 165H87V164H86ZM188 165H190V164H188ZM209 165H208V166H209ZM220 165H221V164H220ZM237 165H238V164H237ZM241 165H240V167H241ZM0 166H2V165H0ZM3 166H4V165H3ZM5 166H6V165H5ZM7 166H8V165H7ZM24 166H25V165H24ZM32 166H33V165H32ZM34 166H35V165H34ZM34 166H33V168H34ZM52 166H54V165H52ZM52 166H51V168H52ZM202 166H203V164H202ZM218 166H219V164L216 165V167H218ZM10 167H11V166H10ZM29 167H30V165H29ZM29 167H28V169H29ZM84 167H85V166H84ZM84 167H83V168H84ZM196 167H198V164H197ZM199 167H200V165H199ZM199 167H198V168H199ZM203 167L205 168V166H203ZM216 167H215V168H216ZM219 167H221V166H219ZM230 167H231V166H230ZM230 167L227 166V168H230ZM43 168H44V167H43ZM87 168H88V167H87ZM187 168H188V167H187ZM198 168H197V169H198ZM206 168H207V166H206ZM212 168H214V167H212ZM221 168H222V167H221ZM221 168H219V169L216 168V169H218V171L220 170V172H221V171H223V170H221ZM11 169H12V168H11ZM197 169L195 168L194 170H197ZM210 169H211V168H210ZM216 169H213V170L216 171ZM232 169H233V168H232ZM84 170H86V169H84ZM84 170H83V171H84ZM199 170H202V169H199ZM199 170H197V171H199ZM203 170H204V169H203ZM213 170H212L211 172H212V174L214 175V173H213L214 171H213ZM6 171H7V169H6ZM76 171H77V170H76ZM78 171H79V170H78ZM184 171H185V170H184ZM204 171H205V170H204ZM254 171H257V172H258V175H260V176H258L256 173L253 174ZM91 172H92V171H91ZM208 172H209V171H208ZM223 172H224V171H223ZM232 172H234V169H233V171H231V173H232ZM249 172H250V171H249ZM249 172H248V171H245V173H249ZM15 173H16V172H15ZM82 173H83V172H82ZM96 173H97V171H96ZM187 173H188V171H187ZM201 173H202V172H201ZM209 173H210V172H209ZM217 173H218V172H216V174H217ZM225 173H228V177H229V174H230V173H229V172H225ZM78 174H79V173H78ZM80 174H81V173H80ZM205 174H206V172H205ZM223 174H224V173H223ZM243 174H244V172H243ZM249 174H250V173H249ZM2 175H3V174H2ZM8 175H9V174H8ZM12 175H13V173H12ZM194 175H196V174H194ZM0 176H1V175H0ZM5 176H6V175H5ZM9 176H10V175H9ZM62 176H63V175H62ZM75 176H76V175H75ZM91 176H92V175H91ZM209 176H210V174H209ZM209 176H208V177H209ZM211 176H212V175H211ZM211 176H210V177H211ZM218 176L221 177L222 175H218ZM244 176H245V175H244ZM11 177H12V176H11ZM68 177H69V179H70V176H68ZM71 177H73V176H71ZM197 177H201V176L198 175ZM208 177H207V178H208ZM231 177H232V175H231ZM2 178H3V177H2ZM5 178H6V177H5ZM63 178H64V177H63ZM66 178H67V177H66ZM66 178H65V179H66ZM75 178H76V177H74V179H75ZM81 178H82V176H81ZM191 178L194 179V177H191ZM201 178H202V177H201ZM224 178H225V177L223 176V179H224ZM226 178H227V177H226ZM232 178H233V177H232ZM253 178H254V177H253ZM0 179H1V178H0ZM3 179H4V178H3ZM3 179H1V180L3 181ZM57 179H58V178H57ZM77 179H78V178H77ZM79 179H80V177H79ZM79 179H78V180H79ZM195 179H196V177H195ZM195 179H194V180H195ZM211 179H212V178H211ZM217 179H218V178H217ZM34 180H37V179H34ZM67 180H68V179H67ZM212 180H213V179H212ZM212 180H211V181L209 180L210 183H209V182H205L204 184L207 183V185H209V184L214 183V182H212ZM215 180H216V179H215ZM218 180H219V179H218ZM218 180H216V181H218ZM220 180H221V178H220ZM220 180L217 182L218 184L220 183ZM228 180H229V179H228ZM228 180H227V182H231V181H228ZM244 180H245V179H244ZM251 180H252V179H251ZM4 181H5V180H4ZM37 181H38V180H37ZM40 181H41V180H39V182H40ZM74 181H75V180H74ZM76 181H77V180H76ZM82 181H83V180H82ZM178 181H179V180H178ZM196 181H199V180L197 179ZM204 181H205V180H204ZM204 181H203V182H204ZM225 181H226V180H225ZM252 181H253V180H252ZM259 181H260V180H259ZM42 182H43V180H42ZM44 182H45V181H44ZM64 182H65V180H64ZM64 182H63V183H64ZM78 182H79V181H78ZM83 182H85V181H83ZM211 182H212V183H211ZM227 182H226V183H227ZM253 182H254V181H253ZM25 183L27 184V182H25ZM36 183H37V182H34L33 184H36ZM45 183H46V182H45ZM56 183H58V182L56 181ZM59 183H60V182H59ZM63 183H62V184H63ZM92 183H93V182H92ZM170 183H171V182H170ZM217 183H216V186L218 185ZM223 183H224V185H227V184H225V182H223ZM245 183H246V182H245ZM258 183H260V182H258ZM261 183H260V185H261ZM19 184H20V183H19ZM29 184H30V183H29ZM65 184H66V183H65ZM65 184H64V186H66ZM77 184H78V183H77ZM85 184H86V183H85ZM103 184H104V183H103ZM103 184H102V185H103ZM220 184H222V183H220ZM243 184H244V183H243ZM243 184H242V185H243ZM256 184H257V182H256ZM20 185H21V184H20ZM38 185H39V184H38ZM38 185H36V186H38ZM43 185H45V184L43 183ZM58 185H59V184H58ZM207 185H206V186H207ZM212 185L214 186V184H212ZM222 185H223V184H222ZM228 185H230V184L228 183ZM228 185H227V186H228ZM232 185H233V186L231 187L232 189H233V187H234V188H237V187L239 188V186L237 185V182H236V185H237V186L234 185V183H233ZM246 185H247V184H246ZM260 185H259V186H260ZM39 186H40V185H39ZM39 186H38L37 188H39ZM46 186H47V185H46ZM60 186H63V185H60ZM94 186H95V184H94ZM174 186H175V185H174ZM204 186H205V185H203V187H202V186L200 185V187H202V188H204ZM206 186H205V188H207V187L209 188V186H207V187H206ZM220 186H221V185H219V187H220ZM227 186H225V187H227ZM235 186H236V187H235ZM243 186H244V185H243ZM254 186H256V185H254ZM261 186L263 187L264 184H262ZM40 187H42V185H41ZM47 187L49 188V185H48ZM77 187H78V186H77ZM84 187H85V186L83 185V188H84ZM211 187H212V186H211ZM211 187H210V188H211ZM246 187H247V186H246ZM246 187H245V188H246ZM22 188H23V186H22ZM62 188L64 189V187H62ZM75 188H76V187H75ZM202 188H201V191H203ZM212 188H213V187H212ZM223 188H224V187H223ZM223 188H222V190H221L222 193L224 192V191H223V190H224ZM228 188H229V187H228ZM231 188H230V189H231ZM253 188H254V187H253ZM258 188H259V187H258ZM23 189H24V188H23ZM39 189H40V188H39ZM58 189H59V188H58ZM58 189H57V190H58ZM63 189H61V190H63ZM85 189H86V187H85ZM89 189H91V188H89ZM89 189H88V190H89ZM199 189H200V188H199ZM215 189H217V187L214 186V191H215ZM218 189H219V188H218ZM248 189H250V188L248 187ZM248 189H247V190H248ZM261 189H262V188H261ZM25 190H27V189L25 188ZM36 190H37V189H36ZM42 190H43V189H42ZM207 190H208V189H207ZM255 190H257V188H256ZM255 190H253V191H255ZM28 191H29V190H27V192H28ZM69 191H70V190H69ZM83 191H86V190H83ZM104 191H105V190H104ZM205 191H206V190H205ZM209 191H210V190H209ZM209 191H208V192H209ZM211 191H212V190H211ZM214 191H213V192H214ZM217 191H218V190H217ZM217 191H216V192H217ZM219 191H220V190H219ZM221 191H220V192H221ZM232 191H233V190H232ZM234 191H235V190H234ZM257 191H258V190H257ZM259 191H261V190H259ZM14 192H15V191H14ZM42 192H43V191H42ZM45 192H46V190H45ZM45 192H43V194H46V195H47V193H45ZM65 192H66V191H65ZM81 192H82V191H81ZM88 192H89V191H88ZM92 192H94V191H92ZM92 192H91V195H92ZM206 192H207V191H206ZM247 192H248V191H247ZM40 193H41V192H40ZM62 193H64V192H62ZM77 193H78V192H77ZM84 193H86V192H84ZM84 193H83V196H85ZM201 193H202V192H201ZM203 193H205V192H203ZM231 193H232V192H231ZM234 193H235V192H234ZM236 193H237V192H236ZM248 193H249V192H248ZM248 193H247V194H248ZM254 193H255V192H254ZM258 193H259V192H257V194H258ZM260 193H261V192H260ZM14 194H15V193H14ZM30 194H32V193H30ZM48 194H50V193H48ZM51 194H53V193H51ZM198 194H199V193H198ZM198 194H197V195H198ZM210 194H212V193H208L207 195H210ZM214 194H215V193H214ZM214 194H213V195H214ZM239 194H240V193H239ZM32 195H34V194H32ZM36 195H37V194H36ZM36 195H35V196H36ZM46 195H45V196H46ZM215 195H216V194H215ZM219 195H221V194H219ZM224 195H225V194H224ZM237 195H238V194H237ZM237 195H236V196H237ZM251 195L253 196L254 194H251ZM255 195H256V193H255ZM11 196H12V195H11ZM11 196H10V197H11ZM47 196L49 197L50 195H47ZM60 196H61V195H60ZM86 196H88V195L86 194ZM198 196H199V195H198ZM203 196H204V195H203ZM234 196H235V195H234ZM238 196H239V195H238ZM240 196H241V195H240ZM249 196H250V195H249ZM257 196H258V195H257ZM260 196L263 198V197H264V193H263L262 195H260ZM8 197H9V196H8ZM13 197H14V196H13ZM16 197H17V196H16ZM37 197H38V196H36V198H37ZM53 197H54V200H55V196H54V194H53ZM53 197L50 196V198H53ZM81 197H82V196H81ZM161 197H162V196H161ZM196 197H197V196H196ZM213 197H214V196H213ZM218 197H219V196H218V194H217V198H218ZM225 197H227V196H225ZM241 197H242V196H241ZM241 197H240V198H241ZM3 198H4V197H3ZM61 198H62V197H61ZM197 198H199V197H197ZM204 198H205V196H204ZM222 198H223V196H222ZM227 198H228V197H227ZM234 198L237 199V197H234ZM249 198H250V197H249ZM255 198H257V197H255ZM12 199H13V198H12ZM26 199H27V198H26ZM38 199H39V197H38ZM42 199H43V198H41L40 200H42ZM62 199H63V198H62ZM62 199H61V200H62ZM94 199H95V198H94ZM201 199H202V198H201ZM218 199H219V198H218ZM242 199H243V198H242ZM258 199H259V198H258ZM263 199H264V198H263ZM14 200H15V199H14ZM19 200H20V198H19ZM40 200H39V201H40ZM44 200H45V198H44ZM54 200H53V201H54ZM58 200H59V199H58ZM58 200H57V201H58ZM63 200H64V199H63ZM83 200H84V199H83ZM83 200H82V202H85V200H84V201H83ZM102 200H103V199H102ZM193 200H194V199H193ZM207 200H210V197H209V199H207ZM211 200H212V197H211ZM215 200H217V199H215ZM219 200H220V199H219ZM219 200H218V201H219ZM222 200H224V199H222ZM0 201H1V200H0ZM17 201H18V200H15L14 202H17ZM45 201H46L45 204L50 208V206H49V202H47V200H45ZM86 201H87V200H86ZM99 201H100V200H99ZM224 201H225V200H224ZM226 201H227V200H226ZM228 201H229V200H228ZM239 201H240V200H239ZM255 201L258 202V203L261 202L260 204L263 203V200H256V199H255V200L253 201V202L255 203V205H256V202H255ZM259 201H260V202H259ZM1 202H2V201H1ZM1 202H0V205H3L4 203H5V205H6V204H13V203H14L13 200H11V202H10V201H9V202L7 201V203H6V202H4V203L2 202V203H1ZM54 202H56V201H54ZM94 202H95V201H94ZM140 202H141V201H140ZM179 202H180V201H179ZM181 202H182V201H181ZM191 202H192V200H191ZM212 202H213V201H212ZM215 202H216V201H215ZM47 203H48V204H47ZM58 203H59V202H58ZM65 203H66V202H65ZM85 203H86V202H85ZM102 203H103V202H102ZM171 203H172V202H171ZM32 204H33V205H32ZM32 204H30V206H29L30 208H29V207L26 208L27 210H25V211H21V212H23L24 215L26 214V216H27V217L25 216L24 218H22L23 215H22L21 212H20L21 215H19V214H20V213H19L20 210H17L16 208L14 209L13 207H10L9 209H8V207H7V208H6V207L3 208V206L0 207L1 209H4L3 212L0 211V214L3 213V214H2V216H3L4 213H5V214H6L5 217H8L7 215L10 214V217H8L7 219H12V218L14 217L13 221L15 220V221H14L15 224H18V222L20 223L21 221H23V223H25L24 220H25L26 218H27V219L29 218V219H28V221L30 222L29 224H26V223H25V225H21L20 228L17 227V228L15 229V231H18V230L21 229V231H23V232H24V230H25V229L23 230V226H27V225H29L30 227H34V225H35V226L39 225V224H37V223H36V224H37V225H36L34 222L31 223L32 219L34 220L35 218L37 219V221H40L41 223H43V224H40L41 226H39V228L41 227V228H44V229H45V230H44V229L39 230V231H43V232H46V229L48 228V226H49V224H50L49 222L54 221L55 219H56V220L58 219V221L55 220V221H56L55 224H54V223H53L52 225L50 224L49 228L51 229L52 232L48 229V231H47L46 233H44V235H40V234H38V230H34L35 233H36V231H37L36 235H38V237L41 236L42 238H41V237L36 238L37 236L34 234L35 238L33 239V231H32V233H31V232L28 231L30 228L27 229V231L29 232V236L32 237V238H30V239H31L30 242H27L29 239H27V240L24 239L25 241L23 242V241L21 240L22 237L20 238V240L18 239V241H20V244L22 243V245H23L24 243H26V244H24L23 247H21L20 245H19L18 247L15 246L16 244H15L14 242H18V241L16 240V241H13V242H12V240L10 239V238L13 239V237H14V236H13L14 233L12 232V230H10V229H8V228L5 229V230H4L5 232L3 231V233H4L5 235H6V233H7L8 235L12 233V235H11L10 238H9V237H7V235H6V237H5V235H4L3 233H2V234L0 233V235H3V236H4V237H3V236H0L1 241H2V242L4 241V243H3L2 245L0 244V264H108V263H109V257H110V255L105 254V253H107L106 250L108 251L109 249H108L107 247L104 246L105 244H104L103 246L105 247V249H106V248H107V249L104 251V252H105V253H104V254H105L104 257H103V256L101 257L100 255H98V256H99V257H98V256H96L97 254H95L96 257H93V255H92V257H93L92 260H88V258H91V257H88V253L86 254L88 258L85 257V259H84L83 257H84L85 255L82 257V256L80 255V253H79L80 250L77 251V250L80 248L81 245L79 246L77 243L75 244L74 241H73V242H74L75 245H74L72 242H69V240L72 241V239H67V241H66V240H65L66 238H65V239L61 238L60 235L65 231L64 228H66V229H67V228H69V229L72 228V229H70V230L72 231L71 233H75L76 238H77V237L80 238V241H79V242H81V239H82V242H83V239H84V241H85V239L87 238V235H86L87 232H86V231H88V228H87V229H86V227L84 228V229H86V231L82 230V226H81V225H80V226H77V228H76L75 226L78 225V223L80 222L79 220H77V219L75 218L76 216H74V220L76 221V224H72V223H71V224H68V226L71 225L70 227H68L67 224H65V222H61L62 220L65 221L67 218L64 220L65 217L63 218V217L61 216V218H60V217H58V218L54 217L55 219H52V218H51V220H50V219H48V218L50 217L51 214H50L48 211H45L46 213H45V214L43 213L44 215H41V216H40V213H36V217H34V216H35L34 214H35V212H36V210H35L36 207L34 208V210H35L34 214H33V212H32V211H33V210H32V209H33L32 207H34V205H36V204H34V203H32ZM50 204H51V203H50ZM105 204H106V202H105ZM142 204H143V203H142ZM161 204H162V203H161ZM161 204H160V205H161ZM216 204H217V203H216ZM216 204H215V205H216ZM234 204H235V201H234ZM239 204H240V203H239ZM31 205H32V206H31ZM51 205H52V204H51ZM56 205H57V202H56ZM66 205H67V204H66ZM68 205H69V204H68ZM106 205L108 206V203H107ZM167 205H168V204H167ZM176 205H178V204H176ZM191 205H192V204H191ZM211 205H212V204H211ZM229 205H230V204H229ZM229 205H228V206H229ZM237 205H238V203H237ZM241 205H242V204H241ZM258 205H259V204H258ZM53 206H54V204H53ZM57 206H58V205H57ZM62 206H63V205H62ZM62 206H61V207H62ZM70 206H71V205H70ZM178 206H179V205H178ZM198 206H199V205H198ZM218 206H219V205H218ZM239 206H240V205H239ZM54 207H55V206H54ZM54 207H52V208H54ZM87 207H88V206H87ZM174 207H175V205H174ZM176 207H177V206H176ZM176 207H175V208H176ZM182 207H183V206H182ZM196 207H197V205H196ZM196 207H195V209H196ZM234 207H235V206H234ZM256 207H257V206H256ZM169 208H171V207H169ZM191 208H192V206H191ZM227 208H228V207H227ZM229 208H230V206H229ZM238 208H239V207L237 206V209H238ZM260 208H261V207H260ZM1 209H0V210H1ZM6 209H7L8 211L11 210V211H9V212H11V213L7 212ZM77 209H78V206H77ZM77 209H76L75 211L78 212ZM104 209H105V208H104ZM104 209H103V210H104ZM110 209H111V208H110ZM173 209H174V208H173ZM180 209H181V208H180ZM195 209H194L193 211H195ZM198 209H199V208H198ZM214 209H215V208H214ZM218 209H219V208H218ZM239 209H240V208H239ZM243 209H244V208H243ZM12 210H13V211H12ZM15 210H16V211H15ZM29 210H30V211H29ZM61 210H62V209H61ZM68 210H70L71 213H73V211H72V207H71V208H68L67 211H68ZM105 210H106V209H105ZM182 210H186V209H183V208H182ZM215 210H216V209H215ZM17 211H18V213H17ZM26 211H27V212H26ZM42 211H44V210H42ZM166 211H167V210H166ZM177 211H179V210H177ZM220 211H221V210H220ZM234 211H235V210H234ZM234 211H233V212H234ZM238 211H239V210H238ZM263 211H264V209H263ZM14 212H16V213H14ZM28 212H29V213L31 212L32 215L29 214ZM62 212H63V210H62ZM68 212H69V211H68ZM118 212H119L118 214H121L120 211H118ZM175 212H176V211H175ZM184 212H185V211H184ZM233 212H232V213H233ZM240 212H241V211H240ZM7 213H8V214H7ZM65 213H66V212H65ZM110 213H111V211H110ZM182 213H183V211H182ZM185 213H186V212H185ZM187 213H190V212L187 211ZM195 213H196V212H195ZM225 213H226V212H225ZM11 214H12L13 216H12ZM17 214H18V215H17ZM38 214H39V215H38ZM48 214H49V217H46L45 215H48ZM68 214H69L70 218L73 216V215L71 216L70 213H68ZM68 214H67V215H68ZM105 214H106V213H105ZM107 214H108V212H107ZM190 214H191V213H190ZM196 214H198V213H196ZM196 214H195V216H194V214H192L194 217H193L192 215H189V216H190V217L192 216L193 218H191V219L193 220L195 217L198 218V215H196ZM222 214H223V213H222ZM235 214H236V212H235ZM235 214H231V215L233 216V215H235ZM241 214H244V212L241 213ZM241 214L239 213L238 216H240ZM16 215H17V216H16ZM28 215H29V216H28ZM30 215H31V216H30ZM75 215H77V213H76ZM108 215H109V214H108ZM111 215H112V214H111ZM113 215H114V213H113ZM113 215H112V216H113ZM122 215H123V213H122ZM124 215H125V214H124ZM177 215H178V213H177ZM223 215H224V214H223ZM231 215H228V216H230V218H232V219H237V218H234V217H236L237 215H236V216H233V217H231ZM2 216H0V218H2ZM15 216H16V217H15ZM38 216H39V217H38ZM43 216H44L45 218H44ZM106 216H107V215H106ZM112 216H111V218H110L111 221L113 220V219H112ZM115 216H116V215H115ZM175 216H176V215H175ZM175 216H174V217H175ZM179 216H180V215H179ZM181 216H182L181 218H182V220H183V217L185 218L184 213H183V215L181 214ZM187 216H188V214H186V217H187ZM218 216H219V215H218ZM218 216H217V217H218ZM228 216H227V217H228ZM241 216H242V215H241ZM263 216H264V215H262L261 218L259 217L260 219H258V221H257V226L259 225L258 227L256 226L257 229H256L255 226L253 225V227H254L256 230H255L254 228H252V226H251V228H250V224H253V222L250 223L249 221H247V222L249 223L248 225H244L245 222L241 223V225H240L239 223H238V225H236V224H237L236 222H238L239 219H241V218H238V221L233 220V221H236V222H232L231 220H229V221L232 222V223H236V224H235L236 226H241V227H242L243 225H244V226H249V227H248V228H250L249 231H248V230H245V232H249V234H250V233L252 232V229H253L254 233L251 234V235H252L251 237H253V236H254V237L252 238V241H251V242L256 241V242H258V243H261V242H259L258 240H261V241L264 240V238H263V239L261 238V237H264V236H262V235L260 236L258 233L263 232V231H264V227H263V229H262V228L259 229V228L262 226V224H258V223H262L261 221L264 222V218H263ZM11 217H12V218H11ZM17 217H18V220H16ZM30 217H31L32 219H30ZM103 217H105V216L103 215ZM107 217H108V216H107ZM107 217H106V219H108ZM152 217H153V216H152ZM177 217H178V216H177ZM177 217H176V219H178ZM199 217H200V215H199ZM227 217H226V218H227ZM242 217H243V216H242ZM20 218H21V219H20ZM38 218L41 219V220H39ZM43 218H44V219H43ZM59 218H60L61 220H59ZM62 218H63V219H62ZM72 218H73V217H72ZM99 218H100V217H98V219H99ZM113 218H114V217H113ZM118 218H119V217H118ZM179 218H180V217H179ZM187 218H188V217H187ZM248 218H250V217H245V219H248ZM262 218H263V219H262ZM23 219H24V220H23ZM92 219H95V218H92ZM96 219H97V217H96ZM98 219H97V222H98ZM101 219H102V216H101ZM120 219H121V218H120ZM120 219H117V218H116V219L113 221V223H114L115 221H119ZM122 219H123V217H122ZM131 219H132V218H131ZM224 219H225V218H224ZM224 219H222V221L228 220V219H225V220H224ZM261 219H262V220H261ZM43 220H44V221H43ZM45 220H46V221H45ZM48 220H50V221L48 222ZM74 220H73V221H74ZM81 220H82V219H81ZM83 220H84V219H83ZM99 220H100V219H99ZM102 220H103V219H102ZM102 220H101V221H102ZM108 220H109V219H108ZM126 220H127V219H126ZM128 220H130V219H128ZM132 220H133V219H132ZM182 220H181V222H182ZM186 220H187V219H186ZM186 220H183V221L186 222ZM188 220H190V219H188ZM188 220H187V221H188ZM216 220L218 221V219H216ZM219 220H220V219H219ZM242 220H244V219H242ZM242 220H241V222H242ZM2 221H5V220H2ZM16 221H18V222L16 223ZM34 221H35V220H34ZM69 221H70V220H69ZM106 221H107V220H106ZM111 221H110V222H111ZM122 221H123V220H122ZM194 221L196 222L197 220L194 219ZM194 221H193V222H194ZM211 221H212V220H211ZM217 221H216V222H217ZM222 221H221V222H222ZM245 221H246V220H245ZM44 222H45V223H44ZM47 222H48L49 224H48ZM58 222H59V223H60V222H61V223H64V224H63V226L65 225L64 228H63V227H61V228L58 227ZM66 222H67V220H66ZM94 222H95V220H94ZM97 222H96V223H97ZM104 222H105V221H104ZM110 222H109V223H110ZM126 222H127V221H126ZM212 222H213V221H212ZM221 222H220V223H221ZM0 223H1L0 227L4 225V224L2 225L3 222H0ZM5 223H6V222H5ZM27 223H28V222H27ZM33 223H34V224H33ZM38 223H39V222H38ZM67 223H70V222H67ZM90 223H91V221H90ZM100 223H102V222H100ZM120 223H121V222H120ZM120 223H117V224L119 225ZM142 223H143V222H142ZM179 223H180V221H179ZM191 223H192V222H190V224H191ZM207 223H208V222H207ZM207 223H205V224H207ZM217 223H218V224H216V225H219V222H217ZM222 223H224V222H222ZM222 223H221V224H222ZM20 224H21V223H20ZM30 224H32V225H30ZM44 224H45V225H44ZM47 224H48V225H47ZM84 224H85V223H84ZM87 224L89 225V222H88ZM91 224H94L93 221H92ZM97 224H98V223H97ZM97 224H96V225H97ZM132 224H133V223H132ZM182 224H183V223H182ZM182 224H180L179 226L181 227ZM193 224H196V223H193ZM193 224H191V225L193 226ZM197 224H198V223H197ZM205 224H203V225H205ZM214 224H215V222L213 223V227L215 226ZM242 224H243V225H242ZM245 224H246V223H245ZM6 225H8V224H5V226H6ZM12 225H13V224H11V225L9 224L8 226L11 227ZM18 225H19V224H18ZM46 225H47V227H45ZM72 225H74L75 228H73ZM82 225H83V224H82ZM113 225L116 226L115 223H114ZM113 225H112V227H113ZM125 225H127V224H125ZM185 225H187V223H185ZM185 225H183L184 228H185ZM198 225H199V224H198ZM198 225H197V226H193V228L200 227V225H199V226H198ZM201 225H202V223H201ZM209 225H210V224H209ZM260 225H261V226H260ZM5 226H4V227H5ZM43 226H44V227H43ZM51 226H52V227H51ZM84 226H85V225H84ZM93 226L95 227V225H93ZM98 226L101 227V231H102V227H103V229H104L105 226H106V224H105V225H99V224H98V225H97V228L95 227V228H96V231H98V229H100V228H98ZM187 226H188V227H187V230H188V228H190V227H189L190 225H187ZM4 227H3V228H4ZM12 227H14V226H12ZM122 227H123V226H122ZM126 227H127V226H126ZM132 227H133V226H132ZM168 227H169V226H168ZM171 227H172V230L174 231L173 226H171ZM174 227H175V226H174ZM213 227H212V230H213ZM219 227H220V226H219ZM230 227H232V226H230ZM55 228H56V229L58 228L59 230H56ZM62 228H63V229H62ZM79 228H80V229H79ZM106 228H108L110 231L113 229V228H110V227H108V226H106ZM137 228H138V227H137ZM137 228H135V229L137 230ZM178 228H179V227H178ZM193 228H190V229L193 230ZM201 228H202V227H201ZM204 228H206V227H204ZM209 228H210V227H209ZM227 228H228V230H229V226H228V227L226 226V228H225V232H227V231H226ZM246 228H247V227H246ZM54 229H55V230H54ZM60 229L62 230V232L60 231ZM69 229H67V230H69ZM133 229H134V228H133ZM135 229H134V230H135ZM151 229H155V228H151ZM169 229H170V228H169ZM176 229H177V227H176ZM197 229H198V228H197ZM202 229H203V228H202ZM207 229H208V227H207ZM215 229H216V228H215ZM238 229H239V230L241 229V230H242L241 232L243 233V228H238ZM244 229H245V227H244ZM6 230H7V231L9 230V231L7 232ZM125 230L127 231V229H125ZM130 230H131V229H130ZM156 230H157V229H156ZM165 230H166V229H165ZM170 230H171V229H170ZM199 230H200V229H199ZM204 230H205V229H204ZM257 230H258V231L260 230V231L257 233ZM262 230H263V231H262ZM10 231H11V232H10ZM15 231H14V232H15ZM21 231H19V235H20V236L25 235L24 233L22 234ZM27 231L25 230V233H28ZM54 231H60V232H58V233H59L58 236H60L61 239H59V237H58L57 241L63 239V240H65L66 243H65L63 240L60 241V242L58 241V243H57V242L55 243L54 240H56V239H54L53 236H54V237H55V236L57 237V235L55 234L56 232H54ZM90 231H91V233H94V231H93V232H92V230H90ZM101 231H99V232H101ZM114 231H116V230H114ZM114 231H112V232H114ZM118 231H119V229H118ZM118 231H116V233H117ZM121 231H122V230H121ZM126 231H125V234H126V233H130V232H126ZM146 231H147V230H146ZM153 231H154V230H153ZM162 231H164V230H162ZM176 231H177V230H176ZM181 231H182V230H181ZM210 231H211V230H210ZM215 231H216V230H215ZM232 231L235 232V230H232ZM9 232H10V233H9ZM49 232H50V233H49ZM122 232H124V231H122ZM139 232L143 233L142 230H140ZM144 232H145V230H144ZM147 232H148V231H147ZM150 232H151V231H150ZM168 232H169V231H168ZM168 232H167V233H168ZM186 232H187V231H186ZM186 232H185V233H186ZM189 232H190V231H189ZM196 232H197V231H196ZM203 232H204V231H203ZM205 232H206V231H205ZM208 232H209V231H208ZM208 232H207V233H208ZM222 232H224V230H223ZM241 232H239V233H240V234H239V237H240V235L242 236L243 234H245L244 238L247 237V235H246L247 233H243V234H241ZM17 233H18V232H17ZM52 233H53V235H52ZM60 233H61V234H60ZM88 233H89V231H88ZM148 233H149V232H148ZM148 233H147V235H145V237L148 236ZM155 233H156V232H155ZM155 233H153V236L155 235ZM167 233H165V234H167ZM171 233H172V232H171ZM191 233H192V232H191ZM193 233H194V232H193ZM193 233H192V234H193ZM199 233H200V232H199ZM199 233H198V234H199ZM212 233H213V232H212ZM31 234H32V235H31ZM46 234H47V236H46ZM54 234H55V235H54ZM64 234H65V233L62 234V237H64V236H63ZM94 234H95V233H94ZM94 234H93V235H94ZM101 234H102V233H101ZM135 234H136V233H135ZM149 234L151 235L152 233H149ZM159 234H161V233H158V235H159ZM202 234H203V233H202ZM233 234H234V233H233ZM235 234H238V233L235 232ZM235 234H234V238H235V236H236ZM72 235H73V234H72ZM93 235H91V236L94 237ZM95 235H96V234H95ZM122 235H123V234H122ZM126 235H127V234H126ZM172 235H173V234H172ZM195 235H196V234H195ZM195 235H191V237H192V236L194 237ZM258 235H259V237H258ZM263 235H264V234H263ZM12 236H13V237H12ZM27 236H28V235H27ZM29 236H28V237H29ZM44 236H46V237H44ZM73 236H74V235H73ZM89 236H90V233H89ZM109 236H110V235H107L108 238H109ZM123 236H124V235H123ZM161 236H163V234H162ZM164 236H165V235H164ZM186 236H187V235H186ZM202 236H203V235H202ZM206 236H208V235H206ZM237 236H238V235H237ZM95 237H96V236H95ZM95 237H94V238H95ZM113 237H114V236H113ZM130 237H131V236H130ZM174 237H175V236H174ZM187 237H188V236H187ZM191 237H188V240H189ZM197 237H198V235H197ZM200 237H201V236H200ZM200 237H199V238H200ZM203 237H205V235H204ZM203 237H202V239H205V238H203ZM208 237L210 238V236H208ZM212 237H214V236H211V238H212ZM217 237H219V235H217ZM217 237H216V238H217ZM220 237H221V236H220ZM239 237H237V239H238ZM242 237H243V236H242ZM242 237H240V239H241ZM255 237L257 238V240H256ZM2 238H3V239L5 238L6 240H5V239L3 240ZM7 238H9V239H8V243H6V242H7ZM14 238H15V237H14ZM23 238H24V237H23ZM23 238H22V239H23ZM43 238H44V239H43ZM45 238H47V239H45ZM51 238L54 239V240L52 241ZM103 238H104V237H103ZM117 238H119V237H118V236L115 237V239H117ZM120 238H121V237H120ZM122 238H123V237H122ZM132 238H134V235H133ZM150 238H151V237H150ZM160 238H161V237H159V239H160ZM172 238H173V237H172ZM180 238H181V236H180ZM206 238H207V237H206ZM254 238H255V239H254ZM260 238H261V239H260ZM16 239H17V236H16ZM39 239L42 240V241H40ZM134 239H135V238H134ZM141 239H142V237H141ZM157 239H158V238H157ZM186 239H187V238H186ZM195 239L197 240L196 237H195ZM200 239H201V238H200ZM235 239H236V238H235ZM237 239H236V240H237ZM245 239H246V238H245ZM245 239H241V240H239V241L241 242V245H240V246H242V244H244L243 246L245 247V251H244V249L241 247L242 250H243V251H241V252H240L239 250H237V249L239 248V246H238V248L236 249L237 245H239L238 242H236V240H234V241L236 242V245H234V246H236V247L234 248L235 250L232 249V247L229 246V245H231V243H230L229 245H228V243H226V242H227L226 239H225V240H222V241L219 240L220 242H222V243H220V242H219V243L221 244V246L224 247V249H223L222 251H224L223 253L226 254V256H225L223 253H221V251H215L217 248H219V247L221 248V246H220V244L218 243L217 240H215V243H214V244L212 243V242H214V241H212V242H211L212 245L210 244V241H209L208 243H205V245H203V246H205L206 249H207L206 244L210 245V246H211L210 248H212V246H213V248L215 247V249H213V250H214L215 252H219V253H220V254H216V255H218V256H216L214 252L212 253V254H214L213 256H214L215 258H217L216 261H217V260L219 261V260L222 258V257L219 258V256H220L221 254H223V255H221V256H223V258L230 257L232 260H235V258H238V257L244 256L242 252H246L247 249H248V245H249V243H247V242H249V240H250L251 238H248V237H247V239H246V240H247L246 243H247L248 245H247L246 243H243V241H246ZM10 240H11V242L13 243V245H12V243L10 242ZM33 240L36 241V242L39 241V242H38L39 244H37V243L34 242ZM44 240H46V242H45ZM48 240H49V241H48ZM74 240H75V239H74ZM97 240H101V236H100V239H99V236H98V239H97ZM155 240H156V239H155ZM182 240H183V239H182ZM184 240H185V238H184ZM190 240H191V239H190ZM193 240H194V239H193ZM196 240H195V241H196ZM5 241H6V242H5ZM21 241H22V242H21ZM32 241H33V243H32ZM51 241H52V242H51ZM75 241H76V240H75ZM87 241H88V240H87ZM109 241H110V239H109ZM109 241H108V243L110 244ZM136 241H137V239H136ZM138 241H139V239H138ZM141 241H142V240H141ZM153 241H154V240H153ZM225 241H226V242H225ZM234 241H233V243L235 244ZM2 242H1V243H2ZM68 242H69V243H68ZM101 242H102V241H101ZM103 242H104V240H103ZM111 242H113V241H111ZM144 242H146V241H144ZM203 242H204V241H203ZM205 242H206V241H205ZM223 242H224V245H223ZM87 243H89V241H88ZM87 243H86V242H83L82 244H87ZM90 243H92V242H90ZM90 243H89V244H90ZM95 243H96V242H95ZM105 243H106V242H105ZM108 243H106V244H108ZM146 243H147V247H149V248L146 247L147 249H150V248L155 249V248H156V247H154V246H153V247H150V245H151L152 242L150 243L149 246H148V242H146ZM182 243H183V242H182ZM184 243H185V242H184ZM233 243H232V244H233ZM258 243H257V244H258ZM33 244H34L35 247H31V246H30V245H33ZM70 244H71L72 246H71ZM89 244H87V245H89ZM113 244H114V243H111V245H113ZM134 244H135V243H134ZM198 244H199V243H198ZM203 244H204V243H203ZM225 244H226V247H227L228 249L225 247ZM262 244L264 245V242H262ZM262 244H259V248L262 247L261 250H259V249L257 248V251H258V250H259V251H262L261 253L258 251L260 255H258V252H256V251L254 250V248L252 247V245H250V248H249V249L252 248V249H251V253H252V254L254 253L253 255H256V253H257L258 256H261L260 258H258V256H257L256 258L254 257V259H256L255 262H257V260H258L261 264H264V263H263V262H264V253H263V252H264V246H263ZM73 245H74L76 248H77V245H78V246H79L78 249H76ZM92 245H93V244H92ZM96 245H97V244H96ZM117 245H118V243H117ZM131 245H132V244H131ZM136 245L138 246L139 244H135V245H133V246L135 247ZM183 245H185V244H183ZM183 245H181V246H183ZM192 245H193V244H192ZM194 245H196V244H194ZM218 245H219V246H218ZM227 245H228V246H227ZM245 245H247V246H245ZM261 245H262V246H261ZM89 246H91V245H89ZM93 246H94V245H93ZM100 246H101V245H100ZM125 246L127 247V245H125ZM137 246H136V247H137ZM145 246H146V245H145ZM196 246H197V245H196ZM216 246H218V247H216ZM231 246H232V245H231ZM110 247L112 248V246H110ZM134 247H133V249H134ZM139 247H140V246H139ZM187 247H188V246H187ZM189 247H190V246H189ZM189 247H188V248H189ZM200 247H201V246H200ZM200 247H199V245H198V247H196V248H200ZM32 248H34V249H32ZM82 248H83V246H82ZM87 248H88V247H87ZM140 248L142 249V246H141ZM205 248L203 247L202 249H205ZM208 248H209V247H208ZM225 248H226V249H225ZM103 249H104V248L102 247L101 250H103ZM117 249H119V248H117ZM117 249H116V250H117ZM133 249H132V250H133ZM206 249H205V251H206ZM113 250H114V248H113ZM119 250L123 251V250H125V249H122V248H121V249H119ZM126 250H127V248H126ZM126 250H125V253H124V252H121V253H124V255H125V256L123 257L122 260H123L126 264H152V260H153V258H154V260L156 261V259H157V258L159 259L160 256L163 257V259H162V258H161V259L164 260V261L161 262V259H159V260H160V263H159V261H158V262L156 261V263H159V264H201L200 262H198V259H199V258H198L197 261H196L195 257L192 256V255H191V257L188 256L189 259L187 258V260H184L183 255H182V256H179V255H180L179 253H181V254L183 253V252L180 251L181 249L179 250L180 252H178V250H177V254H179V255H176V256H179V257H182V258H179V257H176V256H175V257H172V256H174V254H173L172 256H170V255H168V254L166 255V254L160 253V252H158V251H156V250H155V253H157V256L155 255L154 252H152V254H154V256H152V257H151L152 254H151V255H150V253L147 254V251H146V252H138V251H141L140 249L138 250V249L135 248L134 251L136 250V252H133L131 249H130L131 251H130V250H129V251H126ZM137 250H138V251H137ZM142 250L144 251V249H142ZM160 250H162V249L160 248ZM183 250H184V249H183ZM191 250H194V249H191ZM191 250H189V251H190L189 255L192 253ZM196 250H199V249H196ZM225 250H227V251L225 252ZM240 250H241V249H240ZM81 251H82V250H81ZM109 251H110V250H109ZM111 251H112V249H111ZM114 251H115V250H114ZM114 251H113V252H114ZM166 251H167V250H166ZM187 251H188V250H187ZM199 251H201V249H200ZM203 251H204V250H203ZM203 251H202V253H203ZM253 251H255V252H253ZM116 252H117V251H116ZM119 252H120V251H119ZM161 252H163V251H161ZM167 252H168V251H167ZM193 252H194V251H193ZM228 252H231L232 255H231V253L228 254ZM237 252H239V253H237ZM82 253H83V252H81V254H82ZM111 253H112V252H111ZM158 253H159V254H158ZM172 253H173V252H172ZM186 253L188 254V252H186ZM197 253L201 255V252H197ZM197 253H196V254H197ZM233 253L236 254V255H235V258H234V257H233V258L231 257V256H234ZM240 253H242V255H241ZM83 254H84V253H83ZM114 254H115V253H114ZM118 254H119V253H118ZM170 254H171V253H170ZM183 254H184V253H183ZM193 254H194V253H193ZM196 254H195V255H196ZM209 254H210V253H209ZM209 254H207V255L209 256ZM239 254H240V255H239ZM119 255H120V254H119ZM122 255H123V254H122ZM159 255H160V256H159ZM237 255H238V256H237ZM204 256H205V254H204ZM208 256H207V257H208ZM224 256H225V257H224ZM236 256H237V257H236ZM248 256H249V255H248ZM248 256H247V257H248ZM262 256H263V259H262ZM97 257H98V258H97ZM193 257H194V258H193ZM198 257H199V256H198ZM207 257H206V258H207ZM210 257H212V256H210ZM245 257H246V256H245ZM245 257H244V259H245ZM86 258H87V259H86ZM94 258H95V259H94ZM110 258H111V257H110ZM121 258H122V257H121ZM151 258H152V259H151ZM190 258H191V259H190ZM215 258H214V259H215ZM223 258H222V259H223ZM230 258H229V259H230ZM241 258H242V257H241ZM119 259H120V258H119ZM185 259H186V258H185ZM194 259H195V260H194ZM204 259H205V257H204ZM204 259H203V260H204ZM207 259L210 260V258H207ZM212 259H213V257H212ZM227 259H228V258H227ZM231 259H230V260H231ZM250 259H251V258H250ZM250 259L248 258V259H247V262L252 261V260H250ZM120 260H121V259H120ZM154 260H153V264H156V263H154V262H155ZM189 260H191V263L189 262ZM242 260H243V259H242ZM242 260H241V261H242ZM248 260H249V261H248ZM187 261H188L189 263H188ZM199 261H201V260H199ZM204 261H205V260H204ZM204 261H203V262H204ZM216 261L214 260V263H215ZM261 261H262V262H261ZM112 262H113V260H112ZM112 262L110 261L111 264H113ZM203 262H202V263H203ZM206 262L209 263V261H206ZM211 262H213V260H212ZM229 262H230L231 264H234V263L231 262V261H229ZM229 262H227L225 259H223L222 264H224V263L226 264V263H229ZM247 262L245 261V263H244V262L242 261L243 264H246ZM230 263H229V264H230ZM252 263H254V262H252ZM260 263H256V264H260ZM204 264H205V263H204ZM206 264H207V263H206ZM209 264H210V263H209ZM247 264H248V263H247Z\"/></svg>",
	"mask_w": 264,
	"mask_h": 264
}]
</instances>
